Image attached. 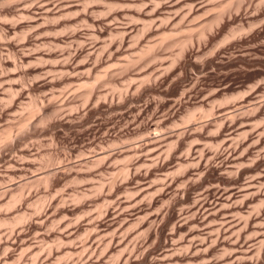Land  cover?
<instances>
[{"label": "rangeland", "instance_id": "obj_1", "mask_svg": "<svg viewBox=\"0 0 264 264\" xmlns=\"http://www.w3.org/2000/svg\"><path fill=\"white\" fill-rule=\"evenodd\" d=\"M16 1V2H15ZM33 1V2H32ZM36 1H38V0H36ZM35 0H0V25H2L3 27H0V32H2V30H4L3 31V33H2V36H1V38H0V76H1V78H0V117H2L1 119H0V129H8V128H10V129H8V132H7V130L5 131L4 130V132L5 133H3L2 135H1V137H0V151L4 154V156H3V154H1L3 157H1L3 160H1L0 159V239H2V241H3V239H4V242L2 243H0V245H1V248H0V264H16V263H20V264H32V262H34L33 261V259H35V258H33V257H35L36 256V252H35V250H38V249H40L39 251H41L42 252V254H44V255H39V251H37V253H38V255L36 256V258L38 257V259H39V261L41 260V259H43L44 258V256L46 255V254H48L47 252L50 250L48 247H47V245H49V242H48V240L50 241V243H52L53 242V238H55L54 240L56 241V243H59V242H57L58 241V239L56 238L57 236H58V234H59V236H61L60 235V233L59 232H57L58 230L57 229H59L60 227V229H62V228H64L65 230H66V232L64 231V234H66V236H64V243L62 242V241H60V242H62V246L63 247H61L60 246V248H58L57 249V245L58 244H56V245H54L53 246V244H55V243H52V246H51V248H52V250H55V249H57V250H61V252H59L58 251V253L57 254H55V255H53V256H51L50 257V259L48 260V261H46V262H43L42 264H56L55 262H57V264H61L62 262V264H68L69 262V264H76V262H77V264H80L81 263V261H83V263H81V264H85V261L84 260H86L87 259V255H90V251H93L94 250V248H95V250L93 251L94 252V254H93V256L91 255L90 257H92L93 259H95L96 257L98 258L99 256H98V254L100 255V254H103L106 250H103V248H104V246H105V244L104 243H102V245H98V243L100 242H102V239L103 240H105L106 238L105 237H103V236H99V237H97L98 235H96V231H97V228H96V230L95 229H93V228H91V227H94L95 226V223L94 222H96V220H98V218L96 217V216H98L99 217V219H101V215L99 216V213L98 212H101L100 214H102V212H103V210H104V206L105 205H107L108 206V201L106 200V196H107V199L109 200V202H111L112 200H110V199H114V201H113V203H114V205H112L113 203H109L110 205H112V206H118L119 205V202H121L120 204H121V206H120V208H119V206L118 207H116V208H119L120 210L121 209H124V208H128L129 206H127V204L129 205H132V203H133V205L134 206H136V207H139V208H141L142 210L140 211V217H142L143 216V214H144V216L142 217V221H139V220H141V218H139V216H138V218H135V217H133V216H131L130 214H131V209H132V207L130 206V208L131 209H128L127 210V208L126 209H124V211L122 210V212H124L127 216V221L129 220V218H131L128 222H126L125 221V219H123V218H121V219H118L117 220V222H116V225H115V227L116 228H118L116 231L117 232H115V230H114V228L113 229H111V230H109V231H111L112 232V230H114L113 232L115 233H113L114 235H116V237H118L119 236V238H121L122 237V235H123V233L125 232V230L124 229H126V226H127V228H129V229H127L126 231H127V233H128V236L126 237V235H127V233L125 232L124 233V235H125V237H123V238H127V239H125V241H124V244L126 243V246L123 244L122 246L124 247V249H125V247H127V249H125V252H124V254L125 255H131V254H133V252L132 251H134L135 249V251L136 252H134V255L132 256V259L135 257V254H136V257H138L137 255H139V253H140V249H141V252H142V250L144 249L145 250V247H146V245H149V244H153L154 242H155V240L157 239V238H155V237H157V236H155V235H157L156 233H155V229H156V227H158L157 225H159V223H161L162 221H163V219H165L164 220V222H162L160 225L161 226H163L162 228V230H163V232L164 233H166L167 234V231H168V233L170 232V227L171 226H174L173 224H176V223H174L175 221L177 222V219L178 218H176V219H173V218H164L163 217V211H162V213H161V211H160V215H159V211L157 212L156 210H159L160 208H161V206H162V203L163 202H165L164 200H166V199H172V197L175 195L174 194V191H175V193H177L178 191L179 192H181V189H176V188H184V186L183 187H181L182 185H187V184H185L184 182H186V183H188L187 181H184V180H187L188 178H190V177H193V178H196V175L194 174V169H192V167H190V168H188L189 166V163H190V161L191 160H193V159H191L192 158V156H190L189 155V157H188V155H186V152H188V151H186V149L185 148H188L190 145H188V143L190 144L191 142H188L189 140H191L192 138H193V140L195 141V143H197L198 141H202V143L200 144V146L201 147H203V146H205V142L204 141H209V140H207V139H204V136H206V134H208V130H209V132L212 134L214 131L212 130V132L210 131L211 129H214L215 131H216V129L218 128L216 125L215 126H210V127H207L210 123H211V120H212V122H214V121H216L217 120V122H219V120L218 119H216V118H221V116L220 115H222V114H224V115H226L227 117H228V114H229V116H230V114H232V113H237V111H239L237 114H239L240 112H241V110L243 109L244 110V108H242V107H238L239 108V110H238V108L236 109L235 107H236V105H234L232 108H230L229 110H231L230 111V113H228V111L229 110H227V114L226 113H224V111H218V104H219V102H220V100H221V96H222V94H217V95H211V92H212V94H213V89H216V88H220V87H223V86H225V85H227V84H229V85H227V86H232V87H235L236 88V90H242V91H244V90H247V91H250L249 89H251L250 87L252 86L253 87V85L254 84H256V83H258V82H260L259 84H257V85H259L258 87L260 88V91H259V93H258V97L256 98L257 100H260L259 102H256V103H262L261 101H263L264 100V83L263 84H261V82H264V22L262 21L263 19H262V17H261V14L262 13H264V0H242L240 3H242V6H241V4L239 5V8H237V6H235V3L237 2V1H239V0H199V2H200V4H206V3H208L209 4V6H208V4L207 5H205L204 4V8H206V10L204 9V11H202V13L201 14H206L203 18H202V20H201V18H200V20H197V18L198 17H201L200 15H198V17L197 18H195L193 21L194 22H192V23H194L193 25H189L188 24V22H190L189 20H191V18L193 19V15H190V11L189 12H187V10H189L187 7H185V8H183V11L182 10H179L178 8H182L181 6H182V4L185 6V5H189L191 2H195V3H197L198 2V0H183V2H182V0H177V2L174 4L175 6L171 9L172 11H174V10H176L175 8H177L180 12H179V14H177L176 15V18H175V16H174V14H175V12H177V11H175V12H173V14H172V11L171 10H169V11H171V17H173V18H175V19H173L172 21H171V19L168 17H166V19H170V23H169V21H167L166 23H168L167 24V28L165 29V26H166V23L163 21V19H162V22L160 21V19L158 20V18H161V16L162 17H164V15H168V16H170V12L169 13H167L168 11L166 10L165 11V13L163 12V13H161V14H159V17H158V15H152V16H149L150 14H146L145 15V13H143L142 12V10H139V11H137V8L134 10L133 8H134V5H136V4H138L137 6H139V4H147V6H152V4H150V0H103L104 2H102V0L101 1H99L98 3H96L98 0H66V1H64V3H70L71 5H74V6H70V12H71V14H72V16H71V14L70 15H66V17H64V18H62L63 20H61L60 21V24H59V26L57 27V26H55V27H53L52 29H49V31H48V29H43V30H41L40 32L41 33H39L40 34V36H41V34H43V35H47V38H46V36H42V41H46L45 42V44H48V46L46 47L45 45H42V49H44V50H38V48H37V50L34 48L35 46L33 45L32 46V44H34V35H33V33H32V31H30V29H28V28H20L19 27V25L20 24H25L26 23V21H27V17L29 16V14H28V16H26V18H23V17H25L24 16V14L22 15V12L24 11V13H26L27 14V8H28V6L31 4V3H34V2H36ZM49 1H51V0H49ZM53 1V0H52ZM58 2V1H60V0H54V3L55 2ZM68 1V2H67ZM85 1V2H84ZM95 1V2H94ZM105 1H107V2H105ZM110 1H111V3H110ZM153 1V0H152ZM151 1V2H152ZM159 0H154V3L156 2H158ZM162 1V0H161ZM159 2L160 4H162L163 2ZM164 1V3L163 4H171V3H173L175 0H169L168 2H167V0H163ZM166 1V2H165ZM179 1H181L179 4H177ZM211 1V2H210ZM216 1V2H215ZM228 1V2H227ZM72 2V3H71ZM78 2V3H77ZM117 2V3H116ZM127 2V3H126ZM130 3V5H129V3ZM148 2V3H147ZM188 2H190L189 4H187ZM215 2V3H214ZM230 2V3H229ZM260 2V3H259ZM75 3H77L76 4V6H75ZM107 3H109V4H107ZM116 3V4H115ZM134 4V5H132V4ZM186 3V4H185ZM219 3V4H218ZM262 3V4H261ZM14 4V5H13ZM29 4V5H28ZM87 4V5H86ZM91 4H93V6H91ZM95 4V5H94ZM113 4H115L114 6H115V8H114V6H112ZM118 4V5H117ZM124 4V5H123ZM149 4V5H148ZM4 5V6H3ZM26 5V6H25ZM28 5V6H27ZM32 5V4H31ZM133 6V8L131 9L130 7L128 8V6ZM178 5V6H177ZM191 5V4H190ZM219 5V6H218ZM262 5H263V7H262ZM23 6H25V7H23ZM83 6H84V8L85 9H83ZM108 6V7H107ZM112 6V7H111ZM127 7L128 8V10H126L127 8H122V7ZM131 6V7H132ZM136 6V7H137ZM141 6V5H140ZM206 6V7H205ZM260 6V7H259ZM88 7V9H86ZM143 7V6H142ZM211 7V8H210ZM218 7V8H217ZM221 7H223V8H221ZM23 8H26V9H23ZM103 8V9H102ZM112 8V9H111ZM209 8H210V10H209ZM230 8V9H229ZM237 8V9H236ZM263 10H262V9ZM72 9V10H71ZM82 9H83V11H86V12H83L82 11ZM92 9H93V11H92ZM97 9H99L98 11H97ZM124 9V10H123ZM131 9V10H130ZM209 10V12H208V10ZM216 9V10H215ZM229 9V10H228ZM236 9V10H235ZM257 9V10H256ZM260 9H261V11H260ZM77 12H76V11ZM79 10H80V12H79ZM88 10V11H87ZM95 10V11H94ZM106 10V11H105ZM118 10V11H117ZM225 11V10H227L228 11V13H226V14H224L225 16V19H224V17H223V20L222 21H220V24H218V25H220L218 28H217V24H216V26H215V28L213 29V31L210 33V34H207V35H203L204 37H206V39L203 37L202 38V35H201V39H200V44H198L199 42L197 41L198 39H196V36L198 37V35H196V36H194L195 35V33L196 34H198V29H202V28H200L201 27V25L203 24L202 22H204V21H209V19L210 18H212L213 17V15H216L217 13H220V11ZM69 11V10H68ZM67 11V12H68ZM73 11H75V14H74V12ZM82 11V12H81ZM128 13H126V12ZM137 11V12H136ZM206 11L208 12V13H206ZM221 11V12H222ZM237 11V12H236ZM261 13H259V12ZM90 12H91V14H90ZM101 12V13H100ZM140 13V16H139V20H142V18H145L144 20L145 21H147L148 19L149 20H151L153 17L154 18H156V17H158L157 18V22L156 21H154V23H155V25H159V23L161 22V24H163V25H161L160 24V26H161V28L159 29L158 28V26H155L154 25V23H152V26L153 27H150V26H148L147 25V28H144V29H146L145 31H147L148 30V27H150L153 31H150L151 33H149V31H147L148 33H147V35L145 34V31H143L144 29H141V28H143L142 27V25H144V23L143 24H141V22H139V25H138V23H137V26H135L134 27V25L136 24H134L133 25V21H135L136 20V18L138 17L137 15H139V13ZM141 12H142V15H141ZM184 12H187V13H189V15L187 14V13H185L184 14ZM203 12H205V13H203ZM229 12H231L230 14H234L233 16L235 17L234 19H232V20H230V22L227 20V16L229 15ZM234 12V13H233ZM239 12V13H238ZM258 12V13H257ZM108 13V15H106ZM110 13V14H109ZM112 13V14H111ZM124 13H126L127 14V16H126V14H124ZM178 13V12H177ZM215 13V14H214ZM253 13V14H252ZM256 13H257V16H256ZM95 14V15H94ZM104 14V15H103ZM133 15V14H135L134 15V18H131V17H133V16H131L130 18H128L129 16L128 15ZM182 14H184V16L185 15H187L188 17L186 18V16H185V19H184V21H182V22H185V23H180L179 22V18H181V15ZM258 14H260L259 16H258ZM15 15V16H14ZM114 15H116V16H114ZM122 15H123V17H122ZM70 16V18H68ZM92 16V17H91ZM95 16V17H94ZM97 16V17H96ZM125 16V17H124ZM183 16V17H184ZM203 16V15H202ZM246 16V17H245ZM85 17V18H84ZM107 18L108 17V19H105V18ZM115 19H114V18ZM128 19H127V18ZM140 17H141V19H140ZM117 18H119V19H117ZM125 18V19H124ZM165 18V17H164ZM207 18V19H206ZM25 19V20H24ZM85 19V20H84ZM95 19V20H94ZM97 19V20H96ZM112 19V20H111ZM114 19V20H113ZM132 19H135V20H133L132 21ZM165 19V20H166ZM187 19V20H186ZM262 19V20H261ZM13 20H14V22H16L18 25H14L15 23L13 22ZM16 20V21H15ZM20 20H21V22H20ZM66 20V21H65ZM111 20V21H110ZM117 20V21H116ZM130 22H129V21ZM183 20V19H182ZM186 20V21H185ZM196 20H197V22H196ZM23 21H25V22H23ZM62 21H63V23H62ZM91 21H92V23L94 24V26H93V24L91 23ZM108 21H110L109 23L110 24H112V25H110L109 23L106 25L105 23L106 22H108ZM152 21H153V19H152ZM151 21V22H152ZM179 22V26H178V28H177V26H176V28H174L175 26V24L174 23H178ZM4 24H3V23ZM12 22V23H11ZM89 22V23H88ZM105 22V23H104ZM112 22V23H111ZM123 22V23H122ZM127 23V22H129V23H131V24H124V23ZM136 22H137V20H136ZM142 22H144V21H142ZM148 22H150V21H148ZM147 22V23H148ZM150 22V23H151ZM174 22V23H173ZM14 23V24H13ZM67 24V26L65 25V24ZM70 23V24H69ZM149 23V24H150ZM191 23V24H192ZM205 23H207V22H205ZM224 23V24H223ZM14 25L16 28H14L13 26H11V25ZM92 24V25H91ZM173 24V25H172ZM180 24H182V26L180 25ZM185 24H187V26L186 27H183V26H185ZM61 25H62V27H61ZM99 25H100V27H102V28H100L99 27ZM115 25H121V27L120 26H117L118 27V29H117V27H115V29H114V27L113 26H115ZM124 26V28H123V26ZM125 25H128L127 27H125ZM131 25V26H130ZM145 25H146V23H145ZM151 25V24H150ZM165 25V26H164ZM174 26L173 28L174 29H172L171 27L172 26ZM189 25V26H188ZM198 25H200V27L198 26ZM205 25V24H204ZM65 26V27H64ZM72 26V28L73 27H77L76 28V31H79V33L78 32H76V36L75 37H68V36H70V32L72 31L71 29H70V27ZM93 26V27H92ZM107 26V27H106ZM111 26V27H110ZM192 26H193V28H192ZM240 26V27H239ZM249 26V27H248ZM45 27V26H44ZM44 27H42V28H44ZM64 27V28H63ZM68 27V28H67ZM105 27V28H104ZM113 27V28H112ZM120 27V28H119ZM138 27H140V29H138V31H140V33H141V30L144 32H142V36H140L142 39H143V41H141L140 39H137V37H139V36H137L138 34L139 35H141L138 31H137V28ZM155 27H157L156 29L157 30H159L158 32H157V30L156 29H154ZM163 27V28H162ZM180 27H182V30H180L181 28ZM189 27V28H188ZM194 30V31H196L195 33H194V37H192V38H195L193 41L195 42H193V44H194V47L193 46H191V45H187L188 47H190V51H189V48L187 47L186 48V54H183V56L185 55L186 56V63L184 62L185 61V59L184 58H179V51H180V47H179V49H178V47L177 46H179V45H177V46H172L170 49H169V45L166 47V45L165 44H167V39H168V44H170V40L171 39H174V37H172V38H168V36H167V38L165 37V46L162 44L163 42H161L162 40H160V42L161 43H158L159 42V39L161 38L162 39V37H159V39H157L156 40V42L159 44V45H163V48L161 49V50H159L158 51V48L160 49L161 47H159V45L156 43V42H154V41H151V42H153L154 44L156 43V45H158L157 47H156V50L155 49H153V48H155V47H153L152 49V53H151V51L149 52V53H151L152 54V56L150 55V54H145V57L144 56H142V53L140 52L141 50L140 49H142L141 47H142V44L145 42V43H147L146 42V40L148 39V37H149V39H150V37L154 40V38L153 37H156V35H158V33H159V35H161V36H163L162 34H160V33H162V30H163V34H166V33H168L169 31H170V37L172 36V35H174L175 36V33H173V30H174V32H176L177 33V35H179L180 37H181V35H183V34H191V28ZM203 27V26H202ZM2 28V29H1ZM56 28V29H55ZM59 28V29H58ZM66 28V29H65ZM104 28V30H102V32L100 31L101 29H103ZM107 28V29H106ZM111 28H112V30H113V32H112V30H111ZM133 28V29H132ZM135 28V29H134ZM186 28V29H185ZM187 28H188V30H189V32L188 33H186L187 32ZM7 30V32H6V30ZM26 30V34L23 32V33H21L23 30ZM64 29V30H63ZM78 29V30H77ZM91 29H93V30H96V32L95 31H93V30H91ZM98 29V30H97ZM117 29V30H116ZM126 31V30H134L133 32H131V31H129L130 33L128 34V32H126L127 34H125L124 35V33H123V35H122V33H121V35H119L118 36V38H117V35L115 34V33H120L121 31ZM169 29V30H168ZM172 29V30H171ZM237 29H239L240 30V32H239V30H237ZM241 29H242V31H241ZM9 30V31H8ZM22 30V31H21ZM32 30V29H31ZM46 30L48 31V32H46ZM56 30V31H55ZM58 30V31H57ZM90 30V31H89ZM109 30H111V32L109 31ZM116 30V31H115ZM176 30V31H175ZM178 30H180V31H178ZM215 30V31H214ZM217 30V31H216ZM231 30H234V32H236V33H231L232 31ZM236 30V31H235ZM27 31H28V33H27ZM43 31L45 32V33H43ZM52 31V32H51ZM99 31V32H98ZM104 31V32H103ZM118 31H120V32H118ZM166 31V32H165ZM186 31V32H185ZM230 31V32H229ZM237 31H238V34H237ZM245 31V32H244ZM15 32V33H14ZM29 32H31V34H29ZM54 32V33H53ZM93 32H95L96 34H94V36H97L98 37V39L96 38V37H94L93 35L91 36L90 34H93ZM136 32V33H135ZM138 32V33H137ZM155 32V33H154ZM173 34H172V33ZM183 32V33H182ZM48 33V34H47ZM49 33H51V35L49 34ZM64 33V34H63ZM137 34L135 37H136V39L138 40L137 41V44L136 45H134L135 47H137V49H135V47L132 49V46L130 47V48H128V44H129V46H130V43L131 42H136V41H132V40H135V37H133L135 34ZM241 33V34H240ZM244 33V34H243ZM24 34H25V36H27V34H29V38L28 39H25L26 40V42L24 41V39L23 38H25V36H24ZM98 34V35H97ZM169 34V33H168ZM172 34V35H171ZM181 34V35H180ZM193 34V33H192ZM191 34V35H192ZM212 34V35H211ZM32 35V37H30ZM49 35V36H48ZM56 37H55V36ZM61 35V36H60ZM127 35V36H126ZM131 35H133L132 37L134 38V39H132V38H130V39H132L131 41H128V39H129V36H131ZM146 35V37H144ZM153 35H155V36H153ZM176 35V36H177ZM186 35H184V36H186ZM82 36V37H81ZM101 36V37H100ZM111 38H110V37ZM116 36V37H115ZM121 36H123V38H121V40L122 39H124V43L121 41V40H119L120 39V37ZM126 36V37H125ZM179 36H177V37H179ZM184 36H183V38H184ZM225 36H228L227 38L225 37ZM28 37V36H27ZM86 37V38H85ZM89 37V38H88ZM94 37V38H93ZM100 37V38H99ZM107 38L106 39V41H107V43L104 41L103 42V40H105V39H103V38ZM144 37V38H143ZM180 37L178 38V39H180ZM223 37H225L226 38V41H224L225 40V38H223ZM79 38V39H78ZM88 38V39H87ZM95 38H96V40H98V42L95 40ZM109 38V39H108ZM117 38V41L119 40L120 42H121V44L119 43V41L118 42H116V39ZM126 38V39H125ZM176 38V37H175ZM199 38V37H198ZM208 38V39H207ZM232 38V39H231ZM32 39V40H31ZM72 39V40H71ZM74 39V40H73ZM100 39H102V40H100ZM129 39V40H130ZM182 39V38H181ZM51 41L52 43H54V42H59L60 44L59 45H62L61 47L62 48H65V49H63V50H65L66 52H64V53H60V51H62V48L61 47H55L54 45H50L49 43H51V42H49V41ZM76 40H78V41H76ZM80 40H81V42L83 43H85V46L83 47V45L84 44H82L81 42H80ZM83 40V41H82ZM86 40V41H85ZM100 40V41H99ZM109 40L111 41V43H109ZM163 40V41H164ZM174 40H177V38L176 39H174ZM196 40V41H195ZM204 40V41H203ZM221 40H222V42H221ZM21 41V42H20ZM64 41V42H63ZM71 41V42H70ZM93 41H94V43H95V41H96V43L94 44L93 43ZM113 41H115V43L113 44L112 42ZM139 41H141L140 43H139ZM148 41H150V40H148ZM170 41V42H169ZM78 42L81 44H78ZM102 42H103V44H105L106 43V46H108L109 48L108 49H104L105 51H103L102 50ZM150 42V43H151ZM226 42V43H225ZM6 43V44H5ZM74 43V44H73ZM124 45H123V44ZM138 43H139V45H138ZM152 43V44H153ZM16 44V45H15ZM74 46H73V45ZM78 44V45H77ZM87 44V45H86ZM107 44H111V45H107ZM113 44V45H112ZM120 45L121 47H117V45ZM133 44V43H132ZM174 44V43H173ZM173 44H170V46L171 45H173ZM175 44H177V43H175ZM196 44V45H195ZM225 44V45H224ZM23 45H25V46H23ZM70 45H72V47L70 46ZM80 45V47H78ZM89 45H95L94 47L92 46V47H90ZM101 47H100V46ZM122 45H123V47H122ZM146 45H149V42H148V44H146ZM200 45V46H199ZM215 45V46H214ZM222 45H224L223 47H222ZM30 48H29V47ZM50 46H51V48L55 51V52H53V50H52V53H51V55H48V54H45V52L50 48ZM68 48L69 47V49H67L66 47ZM89 46V47H88ZM100 48H99V47ZM106 46L104 45V47L106 48ZM112 46V47H111ZM141 46V47H140ZM23 47V48H22ZM26 47H28V48H26ZM44 47H46V48H44ZM71 47V48H70ZM76 47H78V49L76 48ZM95 47H98V48H95ZM144 47V46H143ZM166 47V48H165ZM26 48V49H25ZM34 48V51H38V54H41V56H42V53H43V56L45 57V58H43L45 61L47 60V59H54L55 60V58L57 59V58H61L62 59V57L63 56H65V55H67V57L65 56V57H63V59L65 58H70V56L72 57L73 55H74V51H75V48L77 49V54L75 55V59H74V61H73V63L71 62V65H70V67H63L62 65H61V63L63 62V61H65V60H60V58H59V60H60V62H59V60H57V62H54V64L52 63L51 64V62L49 61V62H47V64H46V62L45 61H42V60H38L37 62H40V63H38L39 64V66H37V62H36V59L34 60V58H31V59H26V60H24L23 59V52H25V54H29V53H31V51H32V49ZM41 48V47H40ZM86 48H89V49H86ZM110 48H112V49H110ZM116 48H118L119 49V51L118 52H116L115 51V49ZM122 48V49H121ZM126 48H128V50L126 49ZM140 48V49H139ZM168 48V49H167ZM193 48V49H192ZM195 48V49H194ZM199 48V50L200 51H198L197 49ZM209 48V49H208ZM246 48V49H245ZM31 49V50H30ZM46 49V50H45ZM59 49V50H58ZM83 49V50H82ZM102 50L103 52H105V53H103L102 51H100L99 53H98V50ZM113 52V50L115 51V53L113 52V54H112V52L110 51V50ZM121 49V50H120ZM132 49V50H131ZM144 49V48H143ZM218 49H220V50H218ZM82 50V51H81ZM92 50H94V52L92 51ZM108 50V51H107ZM123 50H124V52H123ZM126 50V51H125ZM136 50H139V51H136ZM155 50V51H154ZM163 50V51H162ZM172 50V51H171ZM189 52H188V51ZM192 50H194L193 52H192ZM197 50V51H196ZM210 50V51H209ZM14 51H15V53H14ZM16 51H18V52H16ZM34 51H32V53L34 52ZM69 51H71V53L73 52V54H71ZM89 51H91L90 52V54L88 55V54H86V52L87 53H89ZM134 51H136V52H139V55L141 54V56H142V58H139L138 57V54H136V56H137V58H135V59H143V57H144V59H146L147 58V60H145V62L143 61V63L141 62V60H137L138 62L140 61L142 64L141 65H139V64H137V65H139L138 67H136V65L133 67V61L131 62V64L132 65H130V68L132 67L133 68V70H131V69H128L129 70V72L127 71V73H129V74H125L124 72H126V70L125 69H127V68H125L124 66H126V64L125 65H123V63H126V61L127 60H129L130 58H129V56L130 57H135V55L134 54H132V53H134ZM160 52V53H158L157 55H155L156 54V52ZM3 52V53H2ZM7 52V53H6ZM40 52V53H39ZM79 52H81L80 54H79ZM97 52V53H96ZM102 52V53H101ZM110 52V53H109ZM122 52V53H121ZM129 52H131L130 54H129ZM198 52V53H197ZM9 53V54H8ZM12 53H13V55H12ZM23 53V54H22ZM70 53V54H69ZM92 53H93V58H92ZM95 53V54H94ZM101 53V54H100ZM111 54V55H113V57L111 56L110 58H111V60H110V58H109V54ZM126 53L127 54H129V56L128 57H126ZM153 53H155V54H153ZM163 53V54H162ZM176 53V54H175ZM69 54V55H68ZM88 55V56H90L89 57V59H88V63L86 62L87 60L85 59V57H86V55ZM97 54H99V55H101V57L99 56V55H97ZM103 54H105V55H103ZM109 56H108V55ZM123 54H125V57H126V61H125V59H124V62H123V59L122 58H120V60H119V55L121 56V55H123ZM243 54V55H242ZM9 55V56H8ZM21 55V56H20ZM59 55V56H58ZM83 55H84V57H83ZM133 55V56H132ZM146 55H148L149 57H151V59H149V57H147ZM162 57V59H161V61H160V58H158L157 60H154V59H156V57ZM161 55V56H160ZM169 55V56H168ZM182 55V54H181ZM180 55V56H181ZM188 55H189V57H188ZM196 55V56H195ZM199 56V59L197 58L198 56ZM19 56V57H18ZM42 56V57H43ZM56 56V57H55ZM96 56H98L99 57V60H97V57ZM172 56V57H171ZM178 56V57H177ZM184 56V57H185ZM195 56V57H194ZM235 56V57H234ZM16 57V58H15ZM22 57V58H21ZM49 57V58H48ZM105 57H106V59H108V60H106L105 59ZM152 57H154V59H152ZM177 57V58H176ZM233 57H234V59H233ZM11 58L13 59V60H11ZM86 60H84V59ZM88 58V57H87ZM96 58V59H95ZM102 58V59H101ZM118 60H117V59ZM179 58V59H178ZM229 58V59H228ZM22 60V62L20 61V60ZM49 59V60H50ZM105 59V60H104ZM150 61H149V60ZM197 59V60H196ZM53 60V61H54ZM73 60V59H72ZM78 60H81V62L80 61H78ZM84 60V61H83ZM94 60H96L95 62H97V63H100V64H98L99 66H97L96 64L97 63H95L94 62ZM119 61V62H116V64L113 62V61ZM151 60H154L155 61V63H154V61H153V64H152V61ZM172 60V61H171ZM174 60V61H173ZM181 60V61H180ZM193 60V61H192ZM7 61V62H6ZM11 61L13 62V63H11ZM14 61H15V63H14ZM28 61H30V62H28ZM48 61V60H47ZM56 61V60H55ZM76 61H78V62H80L81 64H80V66H82L81 68H79V69H76V64H78V62H76ZM92 61V62H91ZM131 61V60H130ZM129 61V62H130ZM136 61V60H135ZM156 61H159V62H156ZM31 62H32V64H31ZM46 64L43 68H41L44 64ZM59 62V63H58ZM84 62L86 63V64H84ZM101 62H102V64H101ZM120 62H122V69L121 68H119V66H120ZM137 62V63H138ZM150 62V63H149ZM162 62V63H161ZM176 62V63H175ZM189 62V63H188ZM3 63V64H2ZM30 63V64H29ZM55 63H58V64H55ZM94 63H95V66H94ZM112 64V63H114V65H111L112 67H114V68H112L110 65H108L107 67L108 68H106V64ZM145 63V64H144ZM147 63H149L148 65H147ZM171 63H172V66H171ZM202 63V64H201ZM213 63V64H212ZM16 66H15V65ZM18 64V65H17ZM43 64V65H42ZM50 64L51 65H53L52 66V68H50L51 66H50ZM84 64V65H83ZM136 64V63H135ZM163 64V65H162ZM168 64V65H167ZM177 66H176V65ZM185 64V65H184ZM12 65V66H11ZM35 65V66H34ZM40 65H41V67H40ZM54 65H55V67H54ZM58 65V66H57ZM75 65V66H74ZM116 65V66H115ZM119 65V66H118ZM127 65H128V63H127ZM151 65V66H150ZM170 65V66H169ZM173 65H174V67H173ZM205 65V66H204ZM7 66H9V67H7ZM37 66V67H36ZM72 66H74V67H72ZM78 66H79V64H78ZM87 66L89 67H91V66H93V71L90 73H88L87 74V71H88V69L90 68H88L87 70H86V68H87ZM103 66H105V68H104V70L102 69V67ZM159 66V67H158ZM164 66H165V68H164ZM169 68H168V67ZM192 66V69L190 68ZM4 67V68H3ZM15 67V68H14ZM23 67V68H22ZM36 67V68H35ZM95 67H97V68H95ZM9 68V69H8ZM49 68H50V70H49ZM61 69L62 68V70H63V72H64V69H65V73H66V71L67 70H69V68H70V72H68L67 74H65V73H61V71L59 72V70L58 69ZM73 68H74V70H73ZM99 68H100V70H99ZM118 68V69H117ZM156 68V69H155ZM159 68V69H158ZM186 68V69H185ZM7 69V70H6ZM48 70V71H45V70ZM53 69V70H52ZM102 69V70H101ZM118 70V71H120V72H115V73H112V72H114L115 70ZM125 70V71H121V70ZM136 69V70H135ZM156 70V72H155V70ZM166 69V70H165ZM190 69V70H189ZM43 70V71H42ZM58 70V72H56ZM78 70V72L79 73H81V72H83L82 70H84V73H85V75L87 76H89V74H90V78L91 79H93L95 76L97 77V79L94 81V79L92 80V81H90V78L89 79H86V80H89L91 83H87V82H89V81H86L84 84H83V79H78V77H80V75L78 76L77 74H79L78 72H77V74H76V76L75 75H73L76 71ZM79 70H81V72L79 71ZM98 70L99 71H101L100 73L98 72ZM109 72H108V71ZM111 70V71H110ZM131 70V71H130ZM141 70V71H140ZM144 70V71H143ZM153 70V71H152ZM171 70V72H169ZM184 72H183V71ZM11 71H13V72H11ZM15 71V72H14ZM46 73H45V72ZM52 71V72H51ZM86 71V72H85ZM103 71V72H102ZM108 73H107V72ZM135 71H136V73H135ZM139 73H138V72ZM191 71V72H190ZM208 71V72H207ZM10 73V74H8V73ZM49 72V73H48ZM73 74H72V73ZM95 72H98L99 73V75L98 74H96ZM110 72L112 73V74H110ZM134 72V73H133ZM151 72V73H150ZM179 72V73H178ZM180 72H183V74L182 73H180ZM41 73V74H40ZM50 74V75H48V74ZM62 74V75H60V74ZM84 73H83V75H84ZM105 73H107V75L105 74ZM118 73L120 74L119 76L121 77L122 75H124V76H122L121 78L120 77H117L118 76ZM122 73H124V74H122ZM147 73V74H146ZM154 73V74H153ZM168 73V74H167ZM70 74H72L73 76H71L70 77ZM92 74V75H91ZM94 74H96V75H94ZM117 75V76H114V79H112L111 77L112 76H109V75ZM122 74V75H121ZM132 74V75H131ZM134 74V75H133ZM144 74H146V75H144ZM150 76H149V75ZM152 74H153V76H152ZM156 74H158V75H156ZM167 74V75H166ZM201 74V75H200ZM226 74V75H225ZM3 75V76H2ZM6 75H8V76H6ZM9 75H10V77H9ZM40 75V76H39ZM46 75V76H45ZM49 77H48V76ZM64 75V76H63ZM67 75V76H66ZM146 77H144V76ZM164 75V76H163ZM44 76V77H43ZM54 76V77H53ZM55 76H56V78H55ZM63 78V79H61V77ZM66 76V77H65ZM70 78H69V77ZM106 77V79L104 78L103 79V77ZM128 76H130V77H132V79L129 77V79H128ZM135 78H134V77ZM138 77V79H137V77ZM144 77L145 79L143 80V78H140V77ZM226 76V77H225ZM3 77V78H2ZM12 77V78H11ZM20 77V78H19ZM35 77V78H34ZM45 77L47 78V79H45ZM51 77H53L52 79H54L53 81H52V83H50V84H43L45 81H47V80H50L51 79ZM59 77H60V79L62 80V81H60V79H59ZM148 77V78H147ZM156 77H158V78H156ZM161 77V78H160ZM173 77V78H172ZM15 78V79H14ZM42 78H43V80H42ZM68 78V79H67ZM108 78V79H107ZM110 78V79H109ZM117 78V79H116ZM140 78V79H139ZM154 78H156L157 79V82H155L156 81V79L154 80ZM175 78H177V79H175ZM196 78H198L197 80H196ZM14 79V80H13ZM59 79V81H57ZM131 79V80H130ZM134 79H137V81L135 80L134 81ZM151 79V80H150ZM193 79V80H192ZM13 80V81H12ZM81 80H83V81H81ZM102 80H104V81H102ZM113 80V82L112 83H109V82H111V81ZM141 80V81H140ZM187 80V81H186ZM189 80H191L190 82H189ZM7 83H6V82ZM16 83H15V82ZM71 81H72V83H71ZM73 81L75 82H77V85H79L78 84V82L79 81H81L82 83V86H77V85H75V88L76 87H78V88H76L77 89V92H76V89L74 88V90H75V92H76V94H75V92H74V90H73V88L71 87L73 84H75V83H73ZM105 81H107V82H105ZM109 81V82H108ZM133 83H131V82ZM144 81H146V83H144ZM153 81V82H152ZM172 81V82H171ZM197 81V82H196ZM206 81V82H205ZM2 82V83H1ZM14 82V83H13ZM64 82H66V83H64ZM71 83L70 85L68 84V83ZM93 82V83H92ZM104 82V83H103ZM126 84V85H124V83ZM140 82H143V83H141L140 84ZM148 82H150V83H148ZM183 82V83H182ZM194 82H196L198 85H196V84H194ZM199 82V83H198ZM222 82V84L220 85V83ZM6 83V84H5ZM42 83V84H41ZM108 83V84H107ZM127 83L128 84H132L130 87H128V85H127ZM136 83V84H135ZM185 83H186V85H185ZM5 84V85H4ZM68 84V85H67ZM92 84V85H91ZM110 84V85H109ZM116 84V86L118 85V87L120 86V91H121V88L123 89L122 90V95L120 96V91L119 90H117L116 89V91L118 92H116V91H114V85ZM191 84H194L195 85V88H188V87H190V86H192ZM211 84H213V85H211ZM13 85V86H12ZM49 85V86H48ZM53 85V86H52ZM113 85V86H112ZM122 85V86H121ZM138 87V88H140V87H142L141 89L143 90H141V89H136V90H134L135 88H136V86ZM182 85H184L183 87H182ZM202 85V86H201ZM14 88H12V87ZM70 86V87H69ZM90 86H93L92 88L93 89H91V88H89ZM95 86H96V89H95ZM128 87V91H129V94H131V91H133L132 93H137V92H134V91H138V93L137 94H139V92H140V94H139V96H138V98H137V100L136 101H134V103L136 102V104H134L133 102V106H128V105H132V103H127L126 104V106L124 105V107H123V109L121 110L122 111V113L121 112H118L117 113V110L114 112L113 111V109H111V110H109L110 108H109V104L111 103V97H113V99H112V102H115V103H117V101H121L122 99H124L125 98V94H126V92H127V94H128V91H126L125 92V87ZM150 86V87H149ZM152 86V87H151ZM256 85H254V87H255ZM10 88V89H8V88ZM16 87H17V92L20 90V92L21 93H23L22 94V97L19 99V100H16V98L17 97H15L14 99H13V97L16 95ZM51 87V88H50ZM54 87V88H53ZM112 87V88H111ZM194 87V86H193ZM201 87V88H200ZM212 87V88H211ZM214 87H216V88H214ZM257 87V86H256ZM7 88L9 91L7 92V91H5V89ZM11 88H12V92L13 93H15V95L11 92ZM50 88V89H49ZM60 88V89H59ZM62 88V89H61ZM71 88V91H69L68 89H70ZM85 88H89V93H90V89H91V91L92 90H94L93 92H91L92 94H94V95H91V96H93V97H90V96H88L89 98H92V100L90 101V105H89V102H88V100H90V99H87L85 96H84V94L82 95V93H85V92H83L84 90H85ZM117 88V87H116ZM184 88H188V90L190 89V91H185V94H184V97H183V95H181V93H182V91L183 90H185ZM199 88H200V90H199ZM202 88H204V89H202ZM52 89V90H51ZM79 89V90H78ZM131 89V90H130ZM194 89V90H193ZM199 90V92H197L198 90ZM4 90V91H3ZM73 90V91H72ZM197 90V91H196ZM202 90V91H201ZM213 90V91H212ZM99 91V92H98ZM6 92V93H5ZM10 92V93H9ZM20 92H18V93H20ZM46 92V93H45ZM110 92V93H109ZM112 92V93H111ZM184 92V91H183ZM188 92V93H187ZM190 92V93H189ZM206 92L209 94L210 93V97L209 96H206L205 97V95H207L206 94ZM234 92V91H233ZM246 91H244V92H242V94L243 93H245ZM9 93V94H8ZM17 93V94H18ZM43 93H44V95H43ZM49 93V94H48ZM51 93H53L54 94V96L55 97H57V104H59V106L58 107H60L61 108V110H60V112L59 113H57V117L56 116H54V119H50V121L51 122H53V123H51L50 121H49V119H48V121L46 120V121H44V122H46V123H41V124H39V123H36V121H37V119L39 118V116H41L42 114L39 112V114L40 115H37L38 114V112H37V114H34L33 115V113H34V111L33 112H31L30 111V113H32L31 115H30V113H29V108L27 107V105L29 104V102H31L32 100H36V101H40L39 99H42V101H40L42 104H45V102L47 103V100L50 98V97H54ZM65 93V94H64ZM72 93V94H71ZM87 93V92H86ZM97 93H101L98 97H96L97 96ZM114 93V94H113ZM124 93V94H123ZM194 93V94H193ZM11 94V95H10ZM12 94H13V97H12ZM50 94L52 95V96H50ZM68 94V95H67ZM74 94V95H73ZM105 94V97L104 96H102V95H104ZM112 94H113V96H112ZM166 94V95H165ZM192 96V97H190V99L188 100V98H189V96L190 95ZM199 94V95H198ZM263 94V97L261 96V95ZM26 95V96H25ZM32 95V96H31ZM81 95H82V97H81ZM88 95V94H87ZM124 95V96H123ZM11 96V100L12 101H10V99H9V97ZM18 96V95H17ZM42 96V97H41ZM44 96H46L45 98L46 99H44ZM49 96V98H47ZM66 96V97H65ZM79 96V97H78ZM109 96V97H108ZM119 96H120V98H119ZM157 96V97H156ZM161 96H163V97H161ZM180 97V98H178V97ZM182 96V97H181ZM205 98V99H202L203 97ZM78 97V98H77ZM100 97V98H99ZM160 97V98H159ZM195 97V98H194ZM197 97V98H196ZM207 97H209V98H207ZM219 98V102H217V105H216V102H214V106H213V108H214V116H216V117H214L213 115H209L210 117H204L205 116V113H200V111H198V110H200V108H201V106L203 107V105H204V109L206 110L207 109V107L208 108H210L211 106L209 105V104H212L211 102H213V100L214 99H216V98ZM261 97V98H260ZM7 98V99H6ZM23 98V99H22ZM35 98H37V99H35ZM77 98V99H76ZM98 98V99H97ZM169 98V99H168ZM217 98V99H218ZM43 99H44V101H43ZM55 99V98H54ZM64 99V100H63ZM71 99V100H70ZM73 99V100H72ZM87 99V100H86ZM139 99H140V104L137 102V101H139ZM162 99V100H161ZM177 99H179V101L177 100ZM182 99V100H181ZM185 99V101L187 100V102H183V100ZM201 99V100H200ZM211 99H212V101H211ZM14 100H15V102H14ZM20 100H21V102H23L22 100H24V104L23 105H21V103H20ZM55 100V101H56ZM70 100V101H69ZM96 100H98L97 102L99 103H97V105H96V103H94L93 101H96ZM114 100V101H113ZM175 100H177V103L178 104H173L174 102H176ZM199 100V101H198ZM203 100V101H202ZM208 100L210 101V103L208 102ZM257 100H255V101H257ZM54 101V100H53ZM62 101V102H61ZM87 103H86V102ZM105 101V102H104ZM109 101V102H108ZM123 101V100H122ZM121 101V102H122ZM182 103H181V102ZM190 101V102H189ZM194 101V102H193ZM196 101V102H195ZM9 102H10V104H9ZM20 103V105H19V103ZM94 103V106H92L93 105V103ZM146 102H147V104H146ZM150 102V103H149ZM12 103V104H11ZM80 103V104H79ZM84 103V104H83ZM107 103V104H106ZM157 104V106H156V104ZM204 103V104H203ZM208 103V104H207ZM14 104V105H13ZM17 104V105H16ZM143 104V105H142ZM170 104V105H169ZM172 104L174 105V107L172 106ZM181 104V105H180ZM202 104V105H201ZM263 104H264V101H263ZM262 104V105H263ZM11 105H13V107L11 106ZM84 105V106H83ZM139 105V106H138ZM142 107H141V106ZM146 105V106H145ZM180 105V106H179ZM187 105L189 106V110H191V109H193V111H195L196 110V112H195V117H193V119H196V120H192V122L190 123V122H185V120H183L182 119V116L184 115L185 116V114H186V109L188 110V108H187ZM199 105H201V106H199ZM8 106H10V107H8ZM22 106V107H21ZM25 106V108H23ZM135 106V107H134ZM138 106V108H136ZM178 106H179V109H177L176 110V108H178ZM194 106H195V108L196 107H200V108H198V110L197 109H195L194 110ZM238 106V105H237ZM12 107V108H11ZM26 107L28 108V110L26 109ZM83 107V108H82ZM92 107V108H91ZM108 108V109H105L104 110V108ZM126 107V108H125ZM127 107H131V108H129V109H127ZM140 107V108H139ZM152 107V108H151ZM154 107H156V108H154ZM158 107V108H157ZM169 107H173V108H169ZM246 107H248V106H246ZM20 108V109H19ZM141 108H143L142 109V112H140V115H138L137 114V112H139L140 110H141ZM144 108H145V110H144ZM263 108H264V105H263ZM59 109V108H58ZM75 111H74V110ZM79 109V110H78ZM127 109V110H126ZM135 109V110H134ZM148 109V110H147ZM156 109V111L155 112H153L154 110ZM160 109V110H159ZM165 109V110H164ZM170 109V110H169ZM202 110L201 111H205V110H203V108H201ZM215 109L217 110L216 111V113H215ZM235 111H234V110ZM23 110V111H22ZM25 110V111H24ZM115 110V109H114ZM120 110V109H119ZM118 110V111H119ZM124 110H126V111H124ZM132 110H133V112H132ZM237 110V111H236ZM242 110V111H243ZM69 111L71 112V114L69 113ZM88 111V112H87ZM145 111V112H144ZM163 111H165L166 113L164 114L163 113ZM168 111V112H167ZM175 111V112H174ZM180 111V112H179ZM192 111V110H191ZM84 112V113H83ZM86 112V113H85ZM96 112V113H95ZM113 112V113H112ZM152 112H153V114H152ZM171 112V113H170ZM220 112V114H219V116L217 115L218 113ZM27 113H29V114H27ZM65 113H68L69 115H67V114H65ZM75 113V114H74ZM83 113V114H82ZM88 113V114H87ZM147 113H149L148 115H147ZM174 113V114H173ZM184 113V114H183ZM222 113V114H221ZM255 113L257 114V115H253V118L249 121L250 122V124H249V129L250 128H253V125L255 126V124H253L252 125V121L255 123V120L257 121L258 119H260V120H262V118L264 117V112H256L255 111ZM21 114V115H20ZM65 114V115H64ZM130 114H132V115H130ZM135 114H136V116L138 117H136L135 116ZM162 114V115H161ZM165 116H164V115ZM29 115V116H28ZM61 115H63V116H66V117H63V116H61ZM80 115H81V117H80ZM150 115V116H149ZM152 115L154 116V117H152ZM159 115V116H158ZM204 115V116H203ZM224 115H222V116H224ZM20 116H23V119H24V117L26 116V118H28L27 119V123L24 125V124H21V123H19V122H17L16 120L19 118V120L18 121H20V122H22L21 121V119H22V117H20ZM30 116H31V118H30ZM61 116V117H60ZM85 116H87L85 119H84V117ZM144 116H146V118L144 117ZM164 116V117H163ZM181 116V117H180ZM183 116V117H184ZM263 116V117H262ZM62 117H63V120L66 122L67 120H68V118H69V121H67L66 123L64 122V124L63 125H59V124H57V123H55V120L56 119H62ZM109 117V118H108ZM134 117L136 118L135 120H133L134 119ZM148 117H151V119H148ZM157 117V118H156ZM169 117V118H168ZM212 117V118H211ZM213 117L215 118L214 120H213ZM225 117V116H224ZM261 117V118H260ZM21 118V119H20ZM65 118V119H64ZM67 118V119H66ZM74 120H73V119ZM89 118V119H88ZM133 118V119H132ZM153 118V119H152ZM165 118H167V119H165ZM203 118V119H202ZM211 118V119H210ZM6 119V120H5ZM22 119V120H23ZM70 119H71V122H70ZM82 120V121H78V120ZM84 119V120H83ZM138 119V120H137ZM145 120V123H144V121H141V120ZM174 119V120H173ZM25 120V119H24ZM23 120V121H24ZM33 120V121H32ZM72 120H73V122H72ZM137 120V121H136ZM141 122H140V121ZM156 121L157 120V123L159 122V124H161V125H158L157 123H156V125H158L157 127L158 128H156V126L154 127L155 129H152V132L154 133H152V132H150L151 131V129L149 130V129H147L146 128V123H147V121ZM264 120V119H263ZM261 121V124L260 125H263L264 124V121ZM26 121V120H25ZM75 121V122H74ZM77 121V122H76ZM87 121V122H86ZM128 121V122H127ZM194 121H195V124H194ZM210 121V122H209ZM3 122V123H2ZM13 122H15V123H13ZM19 123V124H17V123ZM70 122V123H69ZM83 122V124H81ZM84 122H86V123H84ZM132 122V123H131ZM140 122V124H138L137 125V123H139ZM206 122H208L207 124H206ZM260 122V121H259ZM263 122V123H262ZM32 123V124H31ZM108 123V124H107ZM134 123V124H133ZM190 123V124H189ZM215 123V122H214ZM12 126H11V125ZM13 124H15L14 125V127H13ZM30 124V125H29ZM43 124V125H42ZM46 124V125H45ZM54 124V125H53ZM71 124V125H70ZM144 124H145V128H144ZM178 124V125H177ZM197 124V125H196ZM203 126H202V125ZM206 124V126L204 127V125ZM259 123H257L256 125H258ZM10 127H9V126ZM21 125H23V126H21ZM35 125V126H34ZM87 127H86V126ZM139 127H137V126ZM167 125V126H166ZM189 125H190V127H191V129H189L190 127H189ZM193 126V128H192V126ZM195 125V126H194ZM260 125H258V126H260ZM26 126V127H25ZM89 126V127H88ZM140 126H141V129H140ZM160 126H161V128H160ZM163 126V127H162ZM199 126V127H198ZM200 126H201V131H199L198 130V128H200ZM5 127V128H4ZM11 127H13V129L11 128ZM22 127H23V129H22ZM165 127H167V128H165ZM195 127V128H194ZM196 127H198V128H196ZM207 127V128H206ZM215 127H217L216 129H215ZM160 128V129H159ZM188 128V131L186 130ZM202 128H205V129H202ZM209 128H211V129H209ZM3 129L1 130V131H3ZM22 129V130H21ZM108 129H109V134H107V135H105L106 134V131H107V133H108ZM159 129V130H158ZM185 129V130H184ZM192 129H194L195 130V132H202V135H201V133H193V130ZM196 129H197V131H196ZM35 130V131H34ZM53 130V131H52ZM141 130V131H140ZM146 130H148V132L146 131ZM156 130V131H155ZM167 130V131H166ZM182 130H184L185 131V134H184V132H182ZM192 130V131H191ZM40 131V132H39ZM163 132V133H161V132ZM173 131H174V133H173ZM178 131H179V134L180 135H183V136H181V137H183V141L182 142H179V143H177L176 141H177V135L178 136H180L179 134H178ZM192 132L193 134H189V132ZM145 134H143V133ZM150 132V133H149ZM22 133V134H21ZM126 133V134H125ZM139 133V134H138ZM146 133L147 134H149L150 136H151V138H152V136L153 137H155V135L157 134V136L156 137H158V138H161L162 136L164 137H166L167 135H169V133H171L172 135H174V137H172L171 136V134L169 135V137H167L168 139L166 140V142L167 143H161V146H163L161 149H164L165 151H166V147H167V151H169L168 149V146H166L167 144H168V141L170 140L171 141V139L174 141L173 142V144L175 143V145H176V143H177V147L179 148V150H178V148L177 147H174L173 146V144H172V148H170V149H172V150H175L176 148H177V151H176V153H177V155L179 156V155H181V158L179 157V160H177L176 161V163L178 162V161H181V162H183L184 164H182V163H180L181 164V168L183 167L182 165H185V163H186V166H187V168H188V170H186L187 168L186 167H183V171H184V173H183V171L182 170H180L179 171V167L178 166H180V164H176L175 162H173L170 166H171V168L169 169L170 171H172L173 169H178V171L181 173V171H182V173H183V175L181 174V177H179V175L177 176V173L176 172H172L171 174H174V173H176V174H174V177L176 178H174L169 172V170L167 171L168 172V175L170 174V178L168 177V175H167V177H165V173H167L166 171H165V173L163 172L162 174H160L161 172H157V171H154L153 169H152V167H153V165H151L152 167L150 168L151 170H152V172L148 175V176H146V174L147 173H144L145 172V170L147 171L148 170V168L150 167V162H144V164L146 163V166H147V164L149 163V165L147 166V167H145V166H143V162H141V165H140V163L139 164H136V165H140V166H143L142 168H140V166L138 167L140 170L142 169V171H140V170H138L139 172V174H140V176L142 177V179H141V182L143 181L144 182V184H148L147 186L148 187H152V185L150 184V182H147V180H149V181H151V183L153 184V179L155 180L157 177L158 178H161L162 176V178H166L165 179V181H167V182H170V180L171 179H173L174 178V180H173V183H172V185L170 186V188L168 189V191H169V194L167 195V197L165 198V199H163L162 201L161 200H159V201H157V202H147V201H149L150 200V198H151V196L152 195H149V193H147V192H149V191H151L150 193H152L153 192V194H155L154 192H157L154 196L155 197H157L158 196V191L159 190H155L156 188L158 189V186H163L162 184H161V182H160V179H156V181H154V185H156L155 183L157 182V180H159L158 181V183H160V184H158V185H156V186H153L151 189L149 188V190L147 191V192H145L146 193V195L148 196L149 195V197H146V195H145V193L143 194V195H141L140 196V198H142V196L143 197H145V198H143L142 200L141 199H137V202L139 201V203H134V202H132V203H127L128 201H127V199H128V197H129V199H130V197L131 196H133V195H131V192L132 193H136V191H138L137 189H136V187L137 186H133V185H137V183H138V181L136 180V179H132V181H131V179H128L127 178V176L126 175H122V173L120 172V171H118V170H121V168L119 169V167H122V166H125L126 164H123V162L124 161H122L123 159V157L125 156V155H128L129 153H130V155L128 156V159L131 157V155H132V153L133 154H135V153H137V154H142V153H144L145 151H142V152H140V151H138V152H136V151H132V150H139L140 149V145H142V144H145V143H147V141L149 140V139H147V137L149 138L150 136L149 135H146ZM182 133V134H181ZM9 134H10V136H9ZM110 134H112V135H110ZM160 134H162L161 136H159ZM187 134V135H186ZM188 134L189 135H191V136H189L188 137ZM195 134V135H194ZM4 135V136H3ZM15 135V136H14ZM144 135V136H143ZM184 135H186V136H184ZM199 135V136H198ZM104 136V137H103ZM115 136V137H114ZM143 136V137H142ZM145 136H147V137H145ZM171 136V137H170ZM196 136L199 138V140H197L196 141ZM241 136H243V135H241ZM10 137H12V138H10ZM108 137V138H107ZM111 137V138H110ZM142 137V138H141ZM145 137V138H144ZM201 137V138H200ZM5 138H7L6 140H5ZM14 138V139H13ZM188 138V139H187ZM237 138V137H236ZM241 139H242V137H240ZM109 139H111V140H109ZM144 139H146V140H144ZM187 141H186V140ZM238 140H240L239 139V137L237 138ZM236 139V140H237ZM237 140V141H238ZM145 141V142H144ZM169 141V142H170ZM193 141V142H194ZM10 142V143H9ZM11 142H12V145H11ZM15 144H14V143ZM139 142H142V144L141 143H139ZM144 142V143H143ZM187 142V143H186ZM236 142V141H235ZM9 143V144H8ZM34 143V144H33ZM140 144L139 145V148H137L138 147V145L137 144ZM194 143V144H195ZM6 144V145H5ZM99 144V145H98ZM163 144V145H162ZM164 144H166V145H164ZM186 144V145H185ZM191 144H193V143H191ZM198 145H199V142L197 143ZM204 144V145H203ZM210 145L209 143H207L206 142V146H208V145ZM137 147H136V146ZM179 145V146H178ZM188 145V146H187ZM6 146V147H5ZM21 146V147H20ZM39 146V147H38ZM131 146H135L132 150H128L127 148H130ZM144 145H142V147H143ZM186 146V147H185ZM3 147V148H2ZM141 147V148H142ZM208 147H210V146H208ZM24 148H25V150H24ZM132 148V147H131ZM174 148V149H173ZM182 148V149H181ZM205 148H207V147H205ZM22 149H23V151H22ZM39 149V150H38ZM127 149V150H126ZM261 149H263V147L261 148ZM260 148H257V149H254V151H253V156H254V154H257V152L262 156L263 154H264V150H261ZM123 151V150H125L123 153H121V155H120V151ZM256 150V151H255ZM8 151V152H7ZM21 151V152H20ZM128 151H130V152H128ZM161 151H163V150H161ZM184 151V152H183ZM261 151V152H260ZM22 152H23V154H22ZM26 152V153H25ZM180 152H181V154H180ZM183 152V153H182ZM12 153V154H11ZM16 153V154H15ZM98 153V155L97 156H95L96 154ZM105 153V154H104ZM110 153L112 154V157H111V155H110ZM25 154V155H24ZM76 154V155H75ZM102 154H104V155H106V156H104V155H102ZM115 154V155H114ZM119 154V155H118ZM137 154H135V155H137ZM145 154V153H144ZM166 153L163 151L162 153H161V155L162 156H164ZM182 154L184 155L183 157H182ZM259 154H257V155H255L254 157H260V155ZM100 155V161H98L97 163L95 162V163H93V162H91L90 163V160H91V158L93 157L94 158V156L95 157H98ZM102 155V156H101ZM134 155V156H135ZM143 155V154H142ZM259 155V156H258ZM103 156H104V158H103ZM133 155H132V159H133V157H134ZM58 157V158H57ZM105 157H106V159H105ZM109 157H111V158H109ZM186 157V159L184 160V158ZM5 158V159H4ZM31 158V159H30ZM49 158V159H48ZM53 158V159H52ZM92 158V159H93ZM108 158V159H107ZM117 158V159H116ZM127 158V156L125 157V159ZM189 158V159H188ZM106 161H105V160ZM122 159V160H121ZM124 159V160H125ZM131 158L129 159V160H132ZM5 160V161H4ZM27 160V161H26ZM36 160V161H35ZM49 160H54L53 162L51 161H49ZM62 160V161H61ZM104 160V161H103ZM127 160V159H126ZM126 160H125V162L124 163H129V162H131V161H128L127 160V162H126ZM3 161V162H2ZM32 161V162H31ZM48 161V162H47ZM58 161V162H57ZM111 161V162H110ZM185 161V162H184ZM188 161V162H187ZM194 161V160H193ZM193 161H191L192 163V165L190 164V166H194L195 165V163L193 164ZM217 160L216 159H214L213 160V162H216ZM2 162V163H1ZM102 162V163H101ZM195 162V161H194ZM247 162H250V161H246L245 163V167H247V165L249 164H247ZM79 163V164H78ZM101 163V164H100ZM109 163V164H108ZM117 163V164H116ZM121 163V164H120ZM48 164V165H47ZM68 164H69V166L71 167H69L68 166ZM175 164V165H174ZM188 164V165H187ZM251 164V163H250ZM249 164V165H250ZM68 167L67 169H65L64 167H66V166ZM96 167H95V166ZM136 165H126L125 167H127V168H129L128 166H130L131 168H130V170H131V172H134V170H136L135 168V166ZM48 166V167H47ZM111 166V167H110ZM73 167V168H72ZM82 167V168H81ZM108 167H110V168H108ZM177 167V168H176ZM244 167V166H243ZM41 168V169H40ZM77 168V169H76ZM87 168V169H86ZM104 168V169H103ZM144 168V169H143ZM145 168H147V169H145ZM186 168V169H185ZM194 168V167H193ZM263 168V169H262ZM44 169V170H43ZM65 169V171H66V173H64L65 171H63ZM72 169V170H71ZM109 169V170H108ZM149 169V170H150ZM61 170V171H60ZM70 170V171H69ZM261 170H263L264 171V166H261V168H260V171ZM53 172V171H55L56 172V174H55V172H54V176H52V179H54V180H52L51 179V182H49V183H52V184H49V183H47V182H44L43 181V179H44V176L48 173V172ZM91 171V172H90ZM112 171V172H111ZM114 171V172H113ZM173 171H175V170H173ZM187 171H188V173H187ZM116 172H117V175H116ZM118 172H120V173H118ZM136 172V171H135ZM101 173V174H100ZM115 173V174H114ZM142 173V174H141ZM155 173V174H154ZM156 173H158V174H156ZM58 174V175H57ZM98 174V175H97ZM114 174V176H117L118 178H115V179H117V184H115V186H112L113 188H116V189H114L113 190V188L111 187V184L109 183V182H111V181H113L111 178H113L114 176H112ZM145 174V175H144ZM164 174V175H163ZM249 174L251 175V174H256L257 175V171H254V172H249V173H246V174H244V176H247V177H244L245 179H248L249 177H251V176H249ZM61 175V176H60ZM176 175V176H175ZM87 176V177H86ZM112 176V177H111ZM123 176V177H122ZM125 176V177H124ZM154 176L156 177V178H154ZM161 176V177H160ZM189 176V177H188ZM249 176V177H248ZM255 176V175H254ZM22 179H21V178ZM54 177V178H53ZM63 177H64V179H63ZM110 177V178H109ZM33 178V179H32ZM42 178V179H41ZM122 178L124 179V178H126L127 180H129V181H127L126 182V180L124 181V180H122ZM161 178V179H162ZM169 178V179H168ZM193 178H190V179H193ZM35 179V180H34ZM37 179V180H36ZM41 179V180H40ZM61 179V180H60ZM114 179V178H113ZM114 179V180H115ZM151 179V180H150ZM181 179L183 180V182L181 181ZM189 179V180H190ZM27 180V181H26ZM109 180H111V181H109ZM121 180V181H120ZM34 181V182H33ZM43 181V182H42ZM102 182V183H106V184H102V185H105V186H103L104 188V190L102 191V190H99L98 189V187H97V185H99V187L101 186L100 184H99V182ZM109 181V182H108ZM116 181V180H115ZM123 181V186L120 184L119 185V183L120 182H122ZM136 181H137V183H136ZM146 181V182H145ZM162 181V180H161ZM163 181H164V179H163ZM165 181H164V183H165ZM175 181V182H174ZM180 181L182 182V183H180ZM191 181V180H190ZM26 182H27V184H26ZM32 182H33V184H32ZM107 182L109 183V184H107ZM114 182V181H113ZM131 182V183H130ZM21 183H22V185H21ZM47 183V184H46ZM181 185H180V184ZM184 183V184H183ZM24 184L26 185V186H24ZM35 184V185H34ZM48 184H49V186H48ZM113 184V185H114ZM129 184V185H128ZM149 184L151 185V186H149ZM180 186H179V185ZM20 185L21 186H23V187H20ZM34 185V186H33ZM128 185V186H127ZM38 186V187H37ZM53 186V187H52ZM92 186V187H91ZM111 188H110V187ZM117 186H119V187H117ZM124 186L126 187V188H124ZM134 188H133V187ZM175 186H177L176 188H175ZM20 187V188H19ZM26 187V188H25ZM46 187V188H45ZM102 187V186H101ZM8 188V189H7ZM20 190H19V189ZM30 188V189H29ZM36 188V189H35ZM50 190H49V189ZM52 188V189H51ZM96 188V189H95ZM4 189V190H3ZM24 191H23V190ZM46 189H48V191L46 190ZM91 189V190H90ZM94 189V190H93ZM110 189H111V192L113 193V195L110 193V192H108V190L110 191ZM131 189V190H130ZM159 189H160V187H159ZM7 190H9V191H7ZM17 190V191H16ZM30 190V191H29ZM37 192H36V191ZM45 190V191H44ZM59 190V191H58ZM62 190V191H61ZM95 190H97V191H95ZM154 190V191H153ZM172 190V191H171ZM177 190V191H176ZM50 191V192H49ZM102 193H101V192ZM114 191V192H113ZM118 191V192H117ZM120 191V192H119ZM126 191H128L127 193H126ZM167 191V192H168ZM198 191V189H192V190H190V194L191 195H195L196 194V192ZM7 192V193H6ZM21 192V195H22V197L24 198H21V200L23 201H21V200H19L20 202H18V203H16V204H18V205H15L16 207H17V209H16V207L14 208L13 206L11 207L10 205V207L7 205V201H9L10 199H11V197L12 196H14V195H16V194H18V193H20ZM125 192V193H124ZM179 192H178V194H179ZM193 192H195V193H193ZM3 193V194H2ZM4 193H5V195L6 196H4ZM37 193V194H36ZM46 193H48L50 196H48V194H46ZM60 193V194H59ZM80 193V194H79ZM84 193V194H83ZM105 193H107V194H105ZM116 193V194H115ZM134 193V194H135ZM193 193V194H192ZM12 194V195H11ZM30 194V195H29ZM40 194H41V197L43 198H45V199H47L46 201L48 202V203H51L52 201H53V203H51L49 206V208H48V203L45 201V199H44V201L46 202V203H44V206H46L43 210H42V212H43V215L40 213L41 212V209H39V213L36 215V213L37 212H35L34 211V209L33 208H35L34 207V203H36V201L40 198ZM75 194L76 195H78V196H80L81 194H83V197H82V195L80 196V197H77V196H75ZM86 194V195H85ZM102 194V195H101ZM108 194H111V195H108ZM130 194V195H129ZM137 194V193H136ZM172 194V195H171ZM174 194V195H173ZM32 195V196H31ZM45 195H47L48 196V198H47V196H45ZM55 195V196H54ZM125 195V196H124ZM25 196H26V198H25ZM74 196L75 197H77V198H79V199H75L74 198ZM105 196V197H104ZM111 196V197H110ZM153 196V197H154ZM169 196V197H168ZM10 197V198H9ZM36 197H38V198H36ZM52 197H54L53 199H55V200H53L52 199ZM56 197V198H55ZM57 197H58V199H57ZM118 197H119V199H118ZM133 197H135V196H133ZM132 197V198H133ZM9 198V199H8ZM37 199V200H35V199ZM60 198H63L62 200L64 201V203H65V207L66 208H64V211L63 212H58V214L57 213H55V214H52V216H48L47 217V219H46V226H47V224L50 226V224L51 223H54L55 222V224H51V226L49 227V226H47L48 228H51L52 227V225H54L53 227L54 228H51V229H53V230H56V232H54V231H51V235L49 236H47V230L46 229H44V228H46L45 227V224H43L41 227H43L42 229H41V227L40 228H35V230H34V228H32V227H30L29 226V224H32V222L33 221H35V220H37L38 219V217L40 216V217H42V216H44V212L45 211H47L46 209H53V207H54V205H56L57 203H59L60 204V202H61V204L63 203V201H60V202H58L59 201V199ZM96 198V199H95ZM126 198V199H125ZM132 198L130 199V200H132ZM29 199V200H28ZM76 201H75V200ZM123 199H125L126 200V202L124 201L123 203H122V201L121 200H123ZM128 199V200H129ZM146 199V200H145ZM148 199V200H147ZM61 200V199H60ZM100 200V201H99ZM103 200H104V202H105V200H106V204L103 202ZM116 200V201H115ZM129 200V201H130ZM141 200V201H140ZM33 201H35L34 203H33ZM67 201V202H66ZM103 203H102V202ZM6 202V203H5ZM25 202V203H24ZM170 202H172V201H166V203H165V205L164 206H162V208L163 207H166V204L167 203H170ZM21 203H22V205H21ZM28 203V204H27ZM33 203V204H32ZM63 203V204H64ZM98 203V204H97ZM151 203H153L152 205H151ZM183 204H186L185 206H187L188 205V202H182ZM182 203H177V205L175 204V207L176 208H180L181 207V205H182ZM256 203V202H255ZM254 203V204H255ZM6 204V205H5ZM15 204V202L14 203H12V205H14ZM20 204V205H19ZM73 204H75V205H73ZM101 204V205H100ZM126 205V207H124L125 205ZM138 204L140 205V206H138ZM146 204H148V205H146ZM161 204V206H159L158 207V205H160ZM253 204V205H254ZM257 204V203H256ZM5 205V206H4ZM32 205V206H31ZM53 205V206H52ZM98 205V206H97ZM104 205V206H103ZM109 205V206H110ZM132 205V206H133ZM143 205V206H142ZM168 205V204H167ZM253 205L252 206H250V207H248V208H246V209H248L249 211L251 210H253V208H251V207H253ZM43 206V205H42ZM42 206H41V208H42ZM52 206V207H51ZM70 207V209H69V207ZM104 208H103V207ZM133 206V207H134ZM148 206H150V207H148ZM31 207H33V208H31ZM97 207V208H96ZM102 207V208H101ZM124 207V208H123ZM154 207H156V209L154 208ZM182 207H184V205L182 206ZM181 207V208H182ZM20 208V209H19ZM145 208V209H144ZM150 208V209H149ZM158 208V209H157ZM161 208V209H162ZM14 209V210H13ZM73 209V210H72ZM100 209V210H99ZM101 209H103V210H101ZM160 209V210H161ZM245 209V213H246V215H247V213H249L247 210ZM97 210V211H96ZM127 210V211H126ZM148 210V211H147ZM35 212L34 214H32L33 212ZM150 211H153V213H155V215L153 214L152 215V212H150ZM155 211V212H154ZM22 214V213H26V215H27V217H28V219H26V222L25 221H23V222H19L17 225L16 224H14V225H9L8 223H4V222H6V221H9L10 222V219H11V221L16 217V216H18L20 213ZM65 212L67 213V215H65V217H64V214H65ZM145 212H147V214L145 213ZM151 214H150V213ZM253 212V211H252ZM255 212V211H254ZM157 213H158V215H157ZM251 213V212H250ZM41 214V215H40ZM51 214V213H50ZM97 214V215H96ZM148 214H150V215H152V216H150V215H148ZM15 215V216H14ZM30 215H31V217H30ZM35 216L34 217V219H31L33 216ZM48 215V214H47ZM63 215V216H62ZM90 215H92V216H90ZM96 215V216H95ZM147 215V216H146ZM54 216H56V217H54ZM68 216V217H67ZM95 216V217H94ZM102 216H103V214H102ZM146 216V217H145ZM149 216H150V218H149ZM14 217V218H13ZM60 217V218H59ZM73 217V218H72ZM93 219H92V218ZM149 219H148V218ZM237 217H238V215H237ZM49 218V219H48ZM53 218H56V219H53ZM69 218V219H68ZM135 218V219H134ZM146 218H147V220H146ZM154 218H156L157 219V221H156V219H155V222H153V220H154ZM161 218V219H160ZM6 219V220H5ZM31 219V220H30ZM51 219V220H50ZM52 219H53V221H52ZM58 219V222L56 221ZM61 219H62V221L64 222L65 220V222L63 223L62 221H61ZM84 219V220H83ZM88 219H89V221H88ZM92 219V220H91ZM94 219H96L95 221H94ZM139 219V220H138ZM160 219V220H159ZM170 219V220H169ZM4 222H3V221ZM29 220V222H27ZM33 220V221H32ZM48 220V221H47ZM60 220V221H59ZM76 220H79V221H76ZM82 220V221H81ZM125 221V222H123V225H122V221ZM135 220H137V221H135ZM159 220V221H158ZM50 221H52L51 223H50ZM94 221V222H93ZM135 221V222H134ZM143 221H145V222H143ZM151 221V222H150ZM166 221H168V222H166ZM31 222V223H30ZM60 222V223H59ZM62 222V223H61ZM92 222H93V224H92ZM130 222H132V223H134V224H132V223H130ZM139 222V223H138ZM141 222H143V223H141ZM150 222V223H149ZM152 222L155 224V227H154V224H152ZM2 223H4V224H2ZM21 223V224H20ZM25 225H23V224ZM28 223V224H27ZM68 223L70 224V227H71V229L69 228V226L67 227V225H68ZM73 223V225L71 226V224ZM77 225H79V229L78 230H76V227H75V225L76 224ZM79 223V224H78ZM83 223V224H82ZM86 223V224H85ZM88 223H91V225L90 224H88ZM121 223V225H119ZM132 224V225H129V224ZM137 225H136V224ZM164 223H166L165 225H164ZM27 224V225H26ZM56 224H58V227L57 228H55L56 227ZM61 226H60V225ZM67 224V225H66ZM82 224V225H81ZM143 224V225H142ZM152 224V225H151ZM65 225H66V227L67 228H69V229H66L65 228ZM94 225V226H93ZM131 227H129V226ZM133 225L135 226V227H133ZM140 225H142V226H140ZM150 225V227L151 228H153V229H151L150 227V229L151 230H149V231H152V232H150V234H148V232L149 231H147L146 229H145V227H147L148 228V226ZM12 226L14 227V230H12L11 228H12ZM88 226V228H85V227H87ZM120 226H122L121 228H119ZM137 226V227H136ZM139 226H140V228H139ZM167 226V227H166ZM11 227V228H10ZM25 227V228H24ZM28 227H30V228H28ZM96 227V226H95ZM175 227V226H174ZM174 227H171L172 228V231H174V233L175 234H173V232L172 233H169V234H167V235H169V238H171V242H174L175 243V241H173V239H177L178 238V235L180 236V235H182L181 234V232L183 233L184 232V234H185V232H186V230L185 229H183V230H178L176 227V231H175V229H174ZM89 228H91V229H89ZM115 228V229H116ZM135 228H137V229H135ZM21 229H22V232L24 231H26V234L23 232H21ZM36 229H38V230H36ZM59 229V230H60ZM89 229V230H88ZM132 229V230H131ZM142 229V230H141ZM174 229V230H173ZM10 230V231H9ZM12 230V231H11ZM32 230V231H31ZM39 230H43V232L46 230V234H44L43 233V236H45V237H43L42 236V232L40 233V234H38L37 232H35V231H39ZM50 229H48V231H49ZM74 230L76 231L75 233H74ZM85 230L87 231V232H85ZM90 230H91V232H90ZM122 230H124V232H122ZM130 230H131V232H133V233H130ZM135 230V231H134ZM140 230H141V232H140ZM144 230H146V232L144 231ZM13 231H15V232H18L19 231V233H21L19 236V239H18V237H17V239L16 238H14L13 237V234H12V238L10 237V232L12 233ZM28 231V232H27ZM70 231H73V234H72V232L70 233ZM95 231V232H94ZM137 231V232H136ZM179 231H180V234H179ZM31 232V233H30ZM50 232V231H49ZM48 232V233H49ZM55 233V235H56V237H55V235H54V233ZM68 232L71 234H69L68 235ZM84 233V234H82V233ZM108 232V231H107ZM107 232H106V235H107ZM120 232H122V235H121V233ZM14 233V232H13ZM30 233V234H29ZM37 233V234H36ZM53 233V234H52ZM78 233V234H77ZM92 233V234H91ZM94 233V234H93ZM108 233H110V232H108ZM117 233V234H116ZM136 233H139L138 235H136L135 236V238L137 237V236H139V235H141L142 236V238H141V236H139V237H137V239L136 240H140L139 242L138 241H135V242H133L132 243V240L134 241V239L135 238H132L131 239V237H133ZM2 234V235H1ZM34 234H36V235H34ZM85 234H90V236H91V238L90 237H84V236H87V235H85ZM112 234V233H111ZM120 234V235H119ZM129 234H130V236H129ZM145 235L147 238H149V239H147L146 237H143V235ZM146 234H148V235H146ZM7 235L9 236V238L8 239H10V244H7L6 243V238H7ZM41 235V236H40ZM67 235L69 236V237H67ZM81 235V236H80ZM83 235V236H82ZM123 235V236H124ZM246 235H249L248 233L246 234ZM58 236V237H59ZM89 236V235H88ZM185 236V235H184ZM184 236H182L183 238H184ZM24 237H26V239H28V240H26ZM36 237V238H35ZM79 237V238H78ZM103 237V238H102ZM106 237H108V236H106ZM21 238H24L25 239V241L26 242H23L22 240H24V239H21ZM69 238H70V241H69ZM73 238H75V239H73ZM77 238V239H76ZM84 238H86V239H84ZM88 238H90L89 240L91 241V242H93L96 238L99 240H95V242H93L94 243V246L91 248V246H90V248L92 249H90L89 250V247H88V252H87V249L85 248V246L83 247L82 246V241L84 242V244L86 245V246H88V244H86L85 242L86 241H88ZM102 238V239H101ZM105 238V239H104ZM140 238V239H139ZM183 238H179V239H181L182 241H183ZM15 239V240H14ZM35 239V240H34ZM37 239V240H36ZM46 239V240H45ZM71 239H72V241L73 242H71ZM129 239H131V241L130 242H128L129 241ZM142 239H144V240H142ZM148 241H147V240ZM178 239V240H179ZM14 240V241H13ZM40 240V241H39ZM61 240V239H60ZM69 242H68V241ZM75 240V241H74ZM177 240V242H179ZM180 240V241H181ZM1 241V240H0ZM13 241V242H12ZM23 243H22V242ZM32 241V242H31ZM44 241L46 242V243H44ZM52 241V242H51ZM54 241V242H55ZM146 241H147V243H146ZM17 242V243H16ZM19 242H21L22 244H20ZM40 242V243H39ZM71 242V243H70ZM129 243V250H128V243ZM137 242H138V247L135 245V244H137ZM145 243V245H144V243ZM157 242V244L154 246V244ZM153 245L151 244V245H149L147 248H151L152 246L153 247H159L158 246V242H159V240H157ZM177 242H176V244H177ZM12 243V244H11ZM14 243H16V244H14ZM26 243V244H25ZM41 243H44V244H41ZM48 243V244H47ZM130 243H132V244H130ZM135 243V244H134ZM180 243V242H179ZM178 243V244H179ZM213 243V242H212ZM8 245V246H6L7 248L9 247L10 249L12 248L11 247V245H13V248L15 249L16 248V246H17V249H16V251L13 249H7L6 247H5V245ZM19 244V245H18ZM29 244V245H28ZM36 244V247H33L34 245ZM37 244H39V247L37 246ZM40 244H41V246H40ZM71 244H73V245H71ZM96 244H97V246H96ZM134 244V245H133ZM141 244H143L144 246L143 247H141ZM20 245H22V247L20 246ZM31 245H33V246H31ZM104 245V246H103ZM135 246V247H133V246ZM215 245V244H214ZM24 246H26V248L24 247ZM65 246V247H64ZM69 246V247H68ZM96 246V247H95ZM99 246V247H98ZM103 246V247H102ZM121 246V247H122ZM140 246V247H139ZM176 246V247H175ZM3 247H5L6 249H4L3 250ZM29 247H30V249H29ZM33 249H32V248ZM58 247H59V245H58ZM68 247V248H67ZM73 247V248H72ZM77 247V248H76ZM81 247H82V249H81ZM100 247L102 248V249H100ZM121 247H120V249H121ZM122 247V248H123ZM177 247L179 248L180 246L179 245H174L173 244V246H171V248L173 249H171L172 250V252H174V253H177L176 251H179L178 249H177ZM214 247V246H213ZM20 248H22V251L20 250ZM44 248V249H43ZM54 248V249H53ZM62 248V249H61ZM70 248V249H69ZM75 248V249H74ZM98 248V249H97ZM105 248H106V246H105ZM104 248V249H105ZM131 248H133L132 250H131ZM135 248V249H134ZM139 248V249H138ZM183 249H186V247L184 248V246L182 247ZM181 247L179 248V249H181L180 251L182 252V253H177V254H175V257H173V259H171L170 261H168L170 264L172 263V261H173V263L176 261H178L177 262V264H187V260H189V261H191V263H194V264H196V262L197 263H200V262H202V261H199L201 258H198V259H194V258H192V256H189L190 254L189 253H185V252H187V251H183V249H182ZM220 248V246H217V245H215V247H214V251L211 253V255L210 256H212V255H215L216 254V252H222V250H223V248L222 249H220V250H218V249ZM24 249V250H23ZM25 249H29V250H27L29 253H27L26 252V250ZM49 249V250H48ZM86 250V252H85V250ZM100 249V250H99ZM120 249H118V250H116V251H114V252H112V253H107V252H105V253H107L106 254V256H105V253L102 255V256H100L99 257V259H101L102 260V263L101 264H104V263H109V261L110 262H116V258L114 257V256H117V255H115L114 254V256L113 255H111V254H113V253H116V252H118L119 253V251H121ZM138 249V250H137ZM7 250V251H6ZM10 252H9V251ZM44 250H47V251H44ZM68 250H70V251H68ZM77 250H81V254H80V252L79 253H76V255L74 256V253L75 252H78ZM84 250V251H83ZM126 250H128V251H126ZM176 250V251H175ZM187 250V249H186ZM217 250V251H216ZM7 253H6V252ZM20 251V252H19ZM71 251H73V252H71ZM85 252V256L83 257L82 256V253L83 252ZM101 251H103V252H101ZM130 251L132 252V253H130ZM225 251V249L223 250V252ZM27 254H26V253ZM34 252H35V254H34ZM70 252V254H67V253H69ZM139 252V253H138ZM159 252V251H158ZM158 252H156V253H158ZM217 253V254H219V255H215V256H219V257H217L216 259L218 260V258L220 259V255L221 254H224V253ZM227 252V251H226ZM5 255H4V254ZM19 253L21 254V253H23L22 255H19ZM130 253V254H129ZM3 254V255H2ZM8 254V255H7ZM10 254H11V256H10ZM13 254V255H12ZM33 254L35 255V256H33ZM64 255V257H63V255ZM71 254H73V256L71 255ZM78 254L80 255V257L82 256V258H80L81 259V261H80V259H79V256H78ZM123 253H122V255H124ZM141 254L142 253H140V256H141ZM179 254H181V256H179ZM183 254V255H182ZM184 254H186V256H184ZM227 254V253H226ZM225 254V255H226ZM7 255V256H6ZM19 255V256H18ZM56 255H58L57 257H55ZM97 255V256H96ZM110 255H111V257H110ZM119 255H121V253L120 254H118V256ZM153 255H156L157 256V254H152V257H156V256H153ZM224 255V256H225ZM21 256L23 257V258H21ZM41 256V257H40ZM110 257L111 259L113 258H115V260H111V259H106L107 257ZM113 256V257H112ZM139 256V257H140ZM209 256V257H210ZM222 256V255H221ZM223 256V257H224ZM7 257V261L4 263V261H5V259L4 258H6ZM20 257V258H19ZM68 257V258H67ZM70 257V258H69ZM72 257V258H71ZM103 257V258H102ZM106 257V258H105ZM138 257V258H139ZM152 257L151 256H149L148 257V259H152ZM209 257H207V259L209 258ZM9 258V259H8ZM85 258V259H84ZM118 258V257H117ZM184 258V259H183ZM192 258V260H190ZM210 258H215L214 256H212V257H210ZM209 258V259H210ZM20 259H21V261H20ZM69 259V260H68ZM77 259V260H76ZM105 259L108 261V262H105ZM148 259H145V260H136L135 258L133 259V263L132 264H148L147 262H148ZM204 258H202L201 260H203ZM216 259H214V260H216ZM9 260V261H8ZM10 260H12V261H10ZM16 260V261H15ZM36 260V259H35ZM52 260V261H51ZM57 260V261H56ZM59 260V261H58ZM64 260H65V263H64ZM72 260H74V261H72ZM147 260V261H146ZM194 260V261H193ZM205 260V259H204ZM213 259H211V261H212ZM18 261V262H17ZM38 261V262H39ZM188 261V262H189ZM193 261V262H192ZM207 261V260H206ZM3 262V263H2ZM9 262V263H8ZM27 262V263H26ZM145 262V263H144ZM18 263V264H19ZM35 264H37V261L36 262H34ZM33 263V264H34ZM111 263V264H112ZM165 264H168L167 263V261L166 262H164ZM163 263V264H164ZM190 263V264H191ZM203 263H205L204 261H203ZM224 263V262H223ZM222 263V264H223ZM110 264V263H109ZM122 264V263H121ZM175 264V263H174ZM221 264V263H220Z\"/></svg>", "mask_w": 264, "mask_h": 264}, {"label": "bare ground", "instance_id": "obj_2", "mask_svg": "<svg viewBox=\"0 0 264 264\" xmlns=\"http://www.w3.org/2000/svg\"><path fill=\"white\" fill-rule=\"evenodd\" d=\"M7 1V0H6ZM9 1V0H8ZM36 1V0H35ZM64 1H66V0H60V1H56L55 3H54V0L52 1H49V0H38V1H36V2H34V3H31L29 6H28V8H27V14L26 13H24V11L22 12V15L24 14V16L25 17H23V18H26V16H28V14H29V16L27 17L28 19H27V21H26V23L25 24H20L19 25V27L20 28H28V29H30V31H32V33H33V35H34V44H32V46L34 45L35 47V49L37 50V48H38V50L40 51V50H44V49H42V45H47L48 46V44H45V42L44 41H42V36H46V38H47V35L45 34V35H43V34H41V36H40V34L39 33H41L40 31L41 30H43V29H48V31H49V29H52L53 27H55V26H59V24H60V21L61 20H63L62 18H64V17H66V15L68 16V15H70L71 14V12H70V6L72 7V6H74V5H71L70 3H64ZM99 1H101V0H98L96 3H98ZM126 1V0H125ZM133 1V0H132ZM135 1V0H134ZM152 0H150V4H152V6H147V4H139V6H137L138 4H136V5H134V4H132V5H134V8H133V6L131 7V6H128V8L130 7L131 9L133 8L134 10L137 8V11H139V10H142V12L143 13H145V15L146 14H150L149 16H152V15H158V17H159V14H161V13H165V11L167 10L168 12L167 13H169L170 14V16H166V15H164V17H162L161 16V18H158V17H156V18H152L153 19V21H152V19L151 20H147V21H145L146 19L145 18H142V20H139V16H140V13H139V15H137L138 17L136 18V20H137V22H136V20L135 19H132V21L133 20H135V21H133L134 23H133V25H134V27L135 26H137V23H138V25H139V22H141V24H143L144 23V25H142V27L143 28H141V29H144V28H147V25L148 26H150V27H153L152 26V23H154V21H156L157 20V18H158V20L160 19V21L162 22V19H163V21L166 23L167 21H169V23L173 20V19H175L176 18V15L177 14H179V10H182L183 11V8H185V7H189L188 9L189 10H187V12H189L190 11V15H193V19L191 18V20H189L190 22H188V24L191 26V25H193L194 23H192V22H194L195 20V18H197L198 17V15H200L201 13H202V11H204V9L206 10V8H204V4H200V2H199V0H198V2L197 3H195V2H188L187 4H189L188 6L187 5H183L182 4V8L180 9V8H175L176 10H174V11H172L171 9L175 6L174 4L177 2V0H175L173 3H171V4H163L164 3V1L162 0H159L157 3L155 2L154 3V0L151 2ZM163 2L162 4H160L159 2ZM169 0H167V2H168ZM171 1V0H170ZM201 1V0H200ZM203 1V0H202ZM221 1V0H220ZM242 0H239V1H237L236 3H235V6H237V8H239V5L241 4V6H242V3H240ZM259 1V0H258ZM16 2V1H15ZM33 2V1H32ZM68 2V1H67ZM85 2V1H84ZM95 2V1H94ZM102 2H104L103 0H102ZM105 2H107V1H105ZM166 2V1H165ZM181 1H179L177 4H179ZM182 2H183V0H182ZM211 2V1H210ZM216 2V1H215ZM214 2V3H215ZM228 2V1H227ZM72 3V2H71ZM78 3V2H77ZM77 3H75V6H76V4ZM110 3H111V1H110ZM117 3V2H116ZM115 3V4H116ZM127 3V2H126ZM129 3V2H128ZM148 3V2H147ZM230 3V2H229ZM260 3V2H259ZM107 4H109V3H107ZM112 4V3H111ZM115 4H113L112 6H114ZM186 4V3H185ZM208 3H206L205 5H207ZM219 4V3H218ZM262 4V3H261ZM14 5V4H13ZM87 5V4H86ZM95 5V4H94ZM118 5V4H117ZM124 5V4H123ZM129 5H130V3H129ZM141 5V6H140ZM149 5V4H148ZM4 6V5H3ZM26 6V5H25ZM25 6H23V7H25ZM91 6H93V4H91ZM111 6V7H112ZM116 6V5H115ZM115 6H114V8H115ZM137 6V7H136ZM143 6V7H142ZM178 6V5H177ZM208 6H209V4H208ZM219 6V5H218ZM108 7V6H107ZM122 7V6H121ZM206 7V6H205ZM260 7V6H259ZM262 7H263V5H262ZM122 8H124V7H122ZM125 8H127V7H125ZM124 8V9H125ZM128 8L126 9V10H128ZM211 8V7H210ZM210 8H209V10H210ZM218 8V7H217ZM221 8H223V7H221ZM236 8V9H237ZM23 9H26V8H23ZM83 9H85L84 8V6H83ZM83 9H82V11H83ZM86 9H88V7L86 8ZM103 9V8H102ZM112 9V8H111ZM123 9V10H124ZM130 9V10H131ZM230 9V8H229ZM228 9V10H229ZM235 9V10H236ZM262 9V8H261ZM261 9H260V11H261ZM69 10V11H68ZM72 10V9H71ZM99 9H97V11H98ZM169 10H171L172 11V14H173V12H175V11H177V12H175V14H174V16H175V18H173V17H171V11H169ZM208 10V9H207ZM209 10H208V12H209ZM216 10V9H215ZM257 10V9H256ZM263 10V9H262ZM68 11V12H67ZM76 11V10H75ZM75 11H73L74 12V14H75ZM81 11V12H82ZM88 11V10H87ZM92 11H93V9H92ZM95 11V10H94ZM100 11V10H99ZM106 11V10H105ZM118 11V10H117ZM136 11V12H137ZM222 11V10H221ZM220 11V13H217L216 15H213V17L212 18H210L209 19V21H204V22H202L203 24L201 25V27H200V25H198L200 28H202V29H198V34H196L195 32L196 31H194L193 29V26H192V28L190 29L192 32H191V34H189L188 32H189V30H188V28H187V32L186 33H188L187 35L186 34H183V35H181V37L179 36V35H177V33L176 32H174V30H173V33H175V36L174 35H172L171 37H170V31L168 32V33H166V34H163V30H162V33H160V34H162L163 36H161V35H159V33H158V35H156V37H153L154 38V40L150 37V39H149V37H148V39L146 40V42L147 43H143L142 44V49H140L141 51V53H142V56H144L145 57V54H150L151 56H152V50L153 49H155L156 50V47L159 45L158 43H161V42H163L162 44L164 45L165 44V37L167 38V36H168V38L170 39V38H172V37H174V39H176L177 38V40H174V39H171L169 42H170V44H173V45H171L170 46V44H168V39H167V44H165L166 45V47L169 45V49L172 47V46H177V45H179V46H177L178 47V49H179V47H180V51H179V58L181 57V58H186V56L184 57L183 56V54H186L185 52H186V48L188 47L187 45H191V46H193L194 47V44H193V40L195 39V38H192V37H194V36H196V35H198V37L196 36V39H198L197 41L199 42L198 44H200V39H201V35H202V38L204 37L203 35H207V34H210L212 31H213V29L215 28V26H216V24L218 23V24H220V21H222L223 20V17L225 16L224 14H226V13H228V11L227 10H225V11H222L221 12ZM227 11V12H226ZM77 12V11H76ZM79 12H80V10H79ZM83 12H86V11H83ZM126 12V11H125ZM142 12H141V15H142ZM187 12H184V14L185 13H187ZM207 11H206V13H208ZM226 12V13H225ZM237 12V11H236ZM259 12V11H258ZM257 12V13H258ZM87 13V12H86ZM101 13V12H100ZM127 13V12H126ZM126 13H124V14H126ZM129 13V12H128ZM127 13V14H128ZM200 13V14H199ZM203 13H205V12H203ZM231 12H229V15L227 16V20L230 22V20H232V19H234L235 17L232 15V14H230ZM234 13V12H233ZM239 13V12H238ZM257 13H256V16H257ZM260 13V12H259ZM262 13V12H261ZM260 13V14H261ZM73 14V13H72ZM72 14H71V16H72ZM88 14V13H87ZM90 14H91V12H90ZM110 14V13H109ZM112 14V13H111ZM127 14H126V16H127ZM184 14H182L181 15V18H179L180 20H179V22L181 23L182 21H184V19H185V16H186V18L188 17L187 15H185L184 16ZM188 15H189V13H187ZM215 14V13H214ZM253 14V13H252ZM260 14H258V16L260 15ZM95 15V14H94ZM104 15V14H103ZM106 15H108V13L106 14ZM134 15L135 14H129L128 16V18H130L131 16H133V17H131V18H134ZM203 15V16H202ZM206 14H201L200 16L201 17H198L197 18V20H200V18H201V20H202V18L205 16ZM15 16V15H14ZM114 16H116V15H114ZM184 16V17H183ZM92 17V16H91ZM95 17V16H94ZM97 17V16H96ZM122 17H123V15H122ZM125 17V16H124ZM166 17L168 18H170L171 19V21H170V19H166ZM195 17V18H194ZM246 17V16H245ZM261 17H262V21L264 22V13H262L261 14ZM68 18H70V16L68 17ZM85 18V17H84ZM105 18V17H104ZM114 18V17H113ZM127 18V17H126ZM127 18V19H128ZM173 18V19H172ZM65 19V18H64ZM105 19H108V17L107 18H105ZM115 19V18H114ZM113 19V20H114ZM117 19H119V18H117ZM125 19V18H124ZM140 19H141V17H140ZM145 19V20H144ZM156 19V20H155ZM166 19V20H165ZM183 19V20H182ZM207 19V18H206ZM222 19V20H221ZM224 19H225V17H224ZM25 20V19H24ZM85 20V19H84ZM95 20V19H94ZM97 20V19H96ZM112 20V19H111ZM110 20V21H111ZM157 20V21H158ZM187 20V19H186ZM185 20V21H186ZM194 20V21H193ZM197 20H196V22H197ZM220 20V21H219ZM1 21V20H0ZM16 21V20H15ZM66 21V20H65ZM110 21H108V22H104L106 25L110 22ZM117 21V20H116ZM129 21V20H128ZM142 21H144V22H142ZM148 21H152L151 23L150 22H148ZM156 21V22H157ZM192 21V22H191ZM13 22H14V20H13ZM20 22H21V20H20ZM23 22H25V21H23ZM95 22V21H94ZM93 22V23H94ZM130 22V21H129ZM129 22H125L124 24H128ZM148 22V23H147ZM155 22V23H156ZM161 22L159 23V25H155V23H154V25L155 26H158V28L160 27L161 28V26H160V24H161ZM178 22V21H177ZM179 22L176 24V23H174L175 25V27L174 26H172L171 28L172 29H174V28H176V26L178 25L179 26ZM205 22H207V23H205ZM3 23V22H2ZM12 23V22H11ZM15 23V24H14ZM13 24L14 25H18L16 22H14ZM62 23H63V21H62ZM89 23V22H88ZM91 23H92V21H91ZM92 23V24H93ZM112 23V22H111ZM123 23V22H122ZM132 23V22H131ZM131 23H129V24H131ZM145 23H146V25H145ZM151 25H150V24ZM182 23H185V22H182ZM192 23V24H191ZM4 24V23H3ZM11 25V26H13L14 28H16L14 25ZM65 24V23H64ZM70 24V23H69ZM91 24V25H92ZM110 24V23H109ZM128 24V25H129ZM167 24L168 23H166V26H165V29L167 28ZM205 24V25H204ZM217 24V25H218ZM224 24V23H223ZM66 26H67V24H65ZM110 25H112V24H110ZM128 25H125V27H127ZM161 25H163V24H161ZM169 25V24H168ZM181 26H182V24H180ZM188 25V26H189ZM45 26V27H44ZM93 26H94V24H93ZM92 26V27H93ZM117 26H120L121 27V25H115V26H113L114 27V29H115V27H117ZM123 26V25H122ZM131 26V25H130ZM140 26V25H139ZM178 26H177V28H178ZM187 26V24H185V26H183V27H186ZM203 26V27H202ZM220 25H218L217 26V28L219 27ZM0 27H3L2 25H0ZM42 27H44V28H42ZM61 27H62V25H61ZM65 27V26H64ZM63 27V28H64ZM99 27H100V25H99ZM107 27V26H106ZM111 27V26H110ZM112 27V28H113ZM119 27V28H120ZM129 27V26H128ZM127 27V28H128ZM150 27H148V30L147 31H149L151 28ZM174 27V28H173ZM240 27V26H239ZM249 27V26H248ZM68 28V27H67ZM77 28V27H76ZM76 28L75 27H73L72 28V26L70 27V29L72 30L71 32H70V36H68V37H75L76 36V32H78L79 33V31H76ZM100 28H102V27H100ZM105 28V27H104ZM104 28L103 29H101L100 31L102 32V30H104ZM112 28H111V30H112ZM122 28V27H121ZM123 28H124V26H123ZM150 28V29H149ZM157 27H155L154 29H156ZM157 28V29H158ZM159 28V29H160ZM163 28V27H162ZM181 29L180 30H182V27H180ZM2 29V28H1ZM32 29V30H31ZM56 29V28H55ZM59 29V28H58ZM66 29V28H65ZM107 29V28H106ZM117 29H118V27H117ZM116 29V30H117ZM133 29V28H132ZM135 29V28H134ZM138 29H140V27H138L137 28V31H138ZM156 29V30H157ZM171 29V30H172ZM186 29V28H185ZM216 29V28H215ZM6 30V29H5ZM23 30V29H22ZM21 30V31H22ZM64 30V29H63ZM78 30V29H77ZM91 30H93V29H91ZM98 30V29H97ZM111 30H109L110 32H111ZM115 30V31H116ZM123 30V29H122ZM146 29H144L143 31H145ZM169 30V29H168ZM180 30H178V31H180ZM237 30H239V29H237ZM3 31L4 30H2V32H0V38H1V36H2V33H3ZM9 31V30H8ZM26 32V30H23L21 33H23V32ZM47 30H46V32H48ZM56 31V30H55ZM58 31V30H57ZM90 31V30H89ZM93 31H95L96 32V30H93ZM129 31H131V32H133L132 30H129ZM128 30H126V31H118V32H120L119 34L118 33H115L116 35H117V38H118V36L119 35H121V33H122V35H123V33H124V35L125 34H127L126 32H128V34L130 33ZM142 30H141V33H140V31H138L141 35H137V34H135L134 36L133 35H131V36H129V39L130 38H132V39H134L133 37H135L136 35L137 36H139V37H137V39H140L141 37L140 36H142V32H143ZM147 31H145V34L147 35ZM150 31H153L152 29L150 30ZM149 31V33H151ZM159 30H157V32H158ZM176 31V30H175ZM215 31V30H214ZM217 31V30H216ZM232 32V34L233 33H236V32H234V30H231ZM236 31V30H235ZM241 31H242V29H241ZM5 32V31H4ZM6 32H7V30H6ZM24 32V33H25ZM50 32V31H49ZM52 32V31H51ZM95 32H93V34H90L91 36L93 35L94 36V34H96ZM99 32V31H98ZM104 32V31H103ZM112 32H113V30H112ZM137 32V33H138ZM166 32V31H165ZM230 32V31H229ZM239 32H240V30H239ZM245 32V31H244ZM15 33V32H14ZM27 33H28V31H27ZM43 33H45L44 31H43ZM54 33V32H53ZM144 33V32H143ZM155 33V32H154ZM183 33V32H182ZM194 33H195V35H194ZM26 34V33H25ZM25 34H24V36H25ZM29 34H31V32H29ZM29 34H27V36H25V38H23L24 39V41L26 42V40L25 39H28L29 38ZM48 34V33H47ZM50 35H51V33H49ZM64 34V33H63ZM237 34H238V31H237ZM241 34V33H240ZM244 34V33H243ZM98 35V34H97ZM123 35V36H124ZM146 35L144 36V37H146ZM179 36L180 37V39H178L179 37H177V36ZM184 35H186V36H184ZM194 35V36H193ZM212 35V34H211ZM49 36V35H48ZM55 36V35H54ZM61 36V35H60ZM123 36H121L120 37V39L119 40H121V38H123ZM127 36V35H126ZM125 36V37H126ZM133 36V37H132ZM153 36H155V35H153ZM162 37V39L160 38L159 39V37ZM183 36H184V38H183ZM30 37H32V35L30 36ZM41 37V38H40ZM56 37V36H55ZM82 37V36H81ZM94 37H96L97 39H98V37L97 36H94ZM93 37V38H94ZM101 37V36H100ZM99 37V38H100ZM110 37V36H109ZM116 37V36H115ZM136 37H135V40H132V39H128V41H136V42H131L130 43V46H129V44H128V48H130L131 46H132V49L135 47L134 45H136L137 44V39H136ZM143 37V38H144ZM176 37V38H175ZM226 38L228 37V36H225ZM225 37H223V38H225ZM86 38V37H85ZM89 38V37H88ZM87 38V39H88ZM96 38H95V40H96ZM111 38V37H110ZM117 38L115 39L116 40V42H118L117 41ZM182 38V39H181ZM205 39H206V37H204ZM226 38H225V40L224 41H226ZM79 39V38H78ZM103 39H105V40H103V42L105 41L106 43H107V41H106V39L107 38H103ZM109 39V38H108ZM126 39V38H125ZM157 39H159V42L157 43L156 42V40ZM165 39V40H164ZM208 39V38H207ZM232 39V38H231ZM32 40V39H31ZM72 40V39H71ZM74 40V39H73ZM100 40H102V39H100ZM99 40V41H100ZM141 41H143V39L141 38L140 39ZM148 40H150V41H148ZM160 40H162L161 42H160ZM164 40V41H163ZM49 41V40H48ZM52 41V40H51ZM51 41H49V42H51ZM76 41H78V40H76ZM83 41V40H82ZM86 41V40H85ZM97 42H98V40H96ZM96 41H95V43H96ZM123 43H124V39H122L121 40ZM141 41H139V43L141 42ZM151 41H154V42H156L158 45H156V43L154 44L153 42H151ZM196 41V40H195ZM204 41V40H203ZM21 42V41H20ZM64 42V41H63ZM71 42V41H70ZM80 42H81V40H80ZM103 42H102V44H103ZM148 42H149V45H146V44H148ZM151 42V43H150ZM221 42H222V40H221ZM47 43V42H46ZM82 43V42H81ZM93 43H94V41H93ZM94 43V44H95ZM99 43V42H98ZM106 43L105 44H103L102 45V50L103 51H105L104 49H108L109 47L108 46H106ZM109 43H111V41L109 40ZM113 44L115 43V41H113L112 42ZM119 43L121 44V42L119 41ZM122 43V44H123ZM133 43V44H132ZM139 43H138V45H139ZM153 43V44H152ZM175 43H177V44H175ZM195 43V42H194ZM226 43V42H225ZM6 44V43H5ZM50 45H54L55 47H61L62 45H59L60 43L59 42H54V43H49ZM74 44V43H73ZM72 44V45H73ZM78 44H80L79 42H78ZM77 44V45H78ZM82 44H84L83 45V47L85 46V43L83 42ZM112 44V45H113ZM16 45V44H15ZM72 45H70L71 47H72ZM81 45V44H80ZM80 45L78 46V47H80ZM87 45V44H86ZM104 45L106 46V48L104 47ZM107 45H111V44H107ZM124 45V44H123ZM123 45H122V47H123ZM163 45L161 46V45H159V47H161L160 49L158 48V51L159 50H161L162 48H163ZM164 45V46H165ZM196 45V44H195ZM225 45V44H224ZM224 45H222V47L224 46ZM23 46H25V45H23ZM46 46V47H47ZM74 46V45H73ZM90 47H94L95 45H89ZM88 46V47H89ZM100 46V45H99ZM98 46V47H99ZM144 46V47H143ZM187 46V47H186ZM200 46V45H199ZM215 46V45H214ZM29 47V46H28ZM28 47H26V48H28ZM41 47V48H40ZM46 47H44V48H46ZM66 47V46H65ZM70 47V48H71ZM78 47H76L77 49H78ZM98 47H95V48H98ZM101 47V46H100ZM99 47V48H100ZM112 47V46H111ZM117 47L119 48V47H121L119 44L117 45ZM138 47V46H137ZM137 47H135V49H137ZM153 47H155V48H153ZM165 47V48H166ZM225 47V46H224ZM223 47V48H224ZM23 48V47H22ZM25 48V49H26ZM30 48V47H29ZM28 48V49H29ZM34 48L32 49V51H34ZM62 48V47H61ZM67 48V47H66ZM75 48V51H74V55L71 57L70 56V58H64L63 59V57H67V55H65V56H63L62 57V59L60 58V60H65V61H63L62 63H61V65L63 66V67H70V65H71V62L73 63V61H74V59L76 58L75 57V55L77 54V49ZM81 48V47H80ZM104 48V49H103ZM118 48H116L115 49V51L116 52H118L119 51V49ZM128 48H126L127 50H128ZM144 48V49H143ZM153 48V49H152ZM189 48V51H190V47H188ZM51 48V46H50V48L45 52V54H48V55H51V53H52V50L54 49H52ZM63 49H65V48H62V51H60V53L62 52V53H64V52H66L65 50H63ZM67 49H69V47L67 48ZM86 49H89V48H86ZM110 49H112V48H110ZM109 49V50H110ZM122 49V48H121ZM120 49V50H121ZM131 49V50H132ZM168 49V48H167ZM193 49V48H192ZM195 49V48H194ZM209 49V48H208ZM246 49V48H245ZM31 50V49H30ZM46 50V49H45ZM59 50V49H58ZM70 50V49H69ZM79 50V49H78ZM83 50V49H82ZM81 50V51H82ZM101 49L100 50H98V53L100 52V51H102ZM118 50V51H117ZM154 50V51H155ZM198 51H200L199 50V48L197 49ZM196 50V51H197ZM218 50H220V49H218ZM32 51H31V53H27V54H25V52H23L22 54H23V59L24 60H26V59H31V58H34V60L36 59V62L39 60H42L43 58H45L44 56H43V53H42V56H41V54H38V51H34L33 53H32ZM93 52H94V50H92ZM102 51V52H103ZM108 51V50H107ZM111 51V50H110ZM115 51L113 50V52L115 53ZM126 51V50H125ZM136 51H139V50H136ZM136 51H134V53H132V54H134L135 55V57L133 56V57H130L129 56V54L131 53V52H129V54H127L126 53V57H128L129 56V60H127L126 61V57H125V54H123V55H119V60H120V58H124L125 59V61H126V63H123V65H125L126 64V66H124L125 68H127V69H125L126 70V72H124L125 74L127 73V71L129 72V70L128 69H131L130 68V65H132L131 64V62L133 63V67L136 65V67H138L139 65H141L142 63H143V61L145 62V60H147V58L146 59H144V57H143V59H139V58H142V56H141V54L139 55V52H136ZM151 51V53H149ZM156 52V54L155 53H153V54H155V55H157L158 53H160V52ZM163 51V50H162ZM172 51V50H171ZM188 51V50H187ZM188 51V52H189ZM194 50H192V52H193ZM210 51V50H209ZM16 52H18V51H16ZM53 52H55L54 50H53ZM70 53H71V51H69ZM90 52L91 51H89V53H87L86 52V54H90ZM101 52V53H102ZM112 52V51H111ZM113 52H112V54H113ZM123 52H124V50H123ZM3 53V52H2ZM7 53V52H6ZM14 53H15V51H14ZM40 53V52H39ZM61 53V54H62ZM69 53V54H70ZM76 53V54H75ZM81 52H79V54H80ZM97 53V52H96ZM100 53V54H101ZM103 53H105V52H103ZM110 53V52H109ZM108 53V54H109ZM122 53V52H121ZM138 54V59H135V58H137V56H136V54ZM198 53V52H197ZM9 54V53H8ZM65 54V53H64ZM68 54V55H69ZM71 54H73V52L71 53ZM85 54V55H86ZM95 54V53H94ZM107 54V55H108ZM163 54V53H162ZM176 54V53H175ZM182 54V55H181ZM12 55H13V53H12ZM88 55H86V57H85V59L87 60H85L84 58V60L88 63V59H89V57L90 56H88ZM91 55V54H90ZM97 55H99V54H97ZM103 55H105V54H103ZM110 55V56H109ZM108 56H109V58L112 56L113 57V55H111V54H109ZM128 55V56H127ZM154 55V56H155ZM181 55V56H180ZM243 55V54H242ZM9 56V55H8ZM21 56V55H20ZM59 56V55H58ZM100 57H101V55H99ZM147 57H149L148 55H146ZM161 56V55H160ZM169 56V55H168ZM177 56V57H178ZM196 56V55H195ZM194 56V57H195ZM198 56V55H197ZM19 57V56H18ZM56 57V56H55ZM75 57V58H74ZM83 57H84V55H83ZM88 57V58H87ZM97 57V60H99V57L98 56H96ZM156 57V56H155ZM172 57V56H171ZM176 57V58H177ZM188 57H189V55H188ZM235 57V56H234ZM234 57H233V59H234ZM16 58V57H15ZM22 58V57H21ZM49 58V57H48ZM59 58H55V60L54 59H47L46 61L43 59L42 61H45L46 62V64H47V62H51V64L53 63L54 64V62H57V60H59ZM92 58H93V53H92ZM108 58V59H109ZM158 58H160V61H161V59H162V57H156V59H154V57H152V59H154V60H157ZM178 58V59H179ZM198 59H199V56L197 57ZM22 59V60H23ZM73 59V60H72ZM96 59V58H95ZM102 59V58H101ZM105 59H106V57H105ZM104 59V60H105ZM108 59H106V60H108ZM117 59V58H116ZM121 59V60H122ZM124 59H123V62H124ZM133 59V60H132ZM149 59H151V57H149ZM148 59V60H149ZM229 59V58H228ZM11 60H13L12 58H11ZM20 60V59H19ZM22 60H20L21 62H22ZM54 60V61H53ZM60 60H59V62H60ZM83 60V61H84ZM110 60H111V58H110ZM118 60V59H117ZM113 61L115 64H116V62H119V61ZM120 60V61H121ZM131 60V61H130ZM136 60V61H135ZM137 60H141V62L139 61H137ZM143 60V61H142ZM154 60H151L152 61V64H153V61ZM197 60V59H196ZM78 61H80L81 62V60H78ZM78 61H76V62H78ZM96 60H94V62H95ZM130 61V62H129ZM150 61V60H149ZM172 61V60H171ZM174 61V60H173ZM181 61V60H180ZM193 61V60H192ZM7 62V61H6ZM28 62H30V61H28ZM41 62V61H40ZM40 62H37L36 64H37V66H39V64L38 63H40ZM58 62V63H59ZM80 62H78V64H79V66H78V64H76V69H79V68H81L82 66H80V64L82 63H80ZM92 62V61H91ZM98 62V61H97ZM97 62H95V63H97ZM138 62V63H137ZM156 62H159V61H156ZM185 63H186V59H185V61H184ZM11 63H13L12 61H11ZM14 63H15V61H14ZM23 63V62H22ZM43 63V62H42ZM58 63H55V64H58ZM95 63H94V66H95ZM114 63H108V64H106L105 66H106V68H108L109 66L108 65H114ZM127 63H128V65H127ZM136 63V64H135ZM140 63V64H139ZM150 63V62H149ZM149 63H147V65L149 64ZM154 63H155V61H154ZM162 63V62H161ZM176 63V62H175ZM189 63V62H188ZM3 64V63H2ZM30 64V63H29ZM31 64H32V62H31ZM44 64V63H43ZM42 64V65H43ZM46 64H44L42 67H41V65H40V67L41 68H43ZM50 64V68H52V66L53 65H51ZM84 64H86L85 62H84ZM83 64V65H84ZM89 64V63H88ZM98 64H100V63H97L96 65L97 66H99ZM101 64H102V62H101ZM137 64H139V65H137ZM145 64V63H144ZM202 64V63H201ZM213 64V63H212ZM15 65V64H14ZM18 65V64H17ZM82 65V64H81ZM122 62H120V66H119V68H121L122 66ZM163 65V64H162ZM168 65V64H167ZM176 65V64H175ZM185 65V64H184ZM12 66V65H11ZM16 66V65H15ZM35 66V65H34ZM36 66V67H37ZM58 66V65H57ZM75 66V65H74ZM74 66H72V67H74ZM105 66H103L102 67V69L104 70V68H105ZM108 66V67H107ZM116 66V65H115ZM151 66V65H150ZM170 66V65H169ZM171 66H172V63H171ZM177 66V65H176ZM205 66V65H204ZM7 67H9V66H7ZM35 67V68H36ZM54 67H55V65H54ZM90 67V66H89ZM88 66H87V68H86V70L89 68ZM112 67V66H111ZM159 67V66H158ZM168 67V66H167ZM173 67H174V65H173ZM4 68V67H3ZM15 68V67H14ZM23 68V67H22ZM50 68H49V70H50ZM75 68V67H74ZM74 68H73V70H74ZM93 69V66H91L89 69H88V71H87V74ZM95 68H97V67H95ZM112 68H114V67H112ZM123 68V67H122ZM121 68V69H122ZM135 68V67H134ZM164 68H165V66H164ZM169 68V67H168ZM175 68V67H174ZM191 69H192V66L190 67ZM9 69V68H8ZM101 69V70H102ZM118 69V68H117ZM115 70L114 72H112V73H115V72H117L118 70ZM120 69V70H121ZM156 69V68H155ZM154 69V70H155ZM159 69V68H158ZM186 69V68H185ZM7 70V69H6ZM53 70V69H52ZM59 70V72L62 70V68L60 69H58ZM58 70L56 71V72H58ZM69 70H70V68H69ZM69 70H67L66 71V73H65V69H64V72H63V70L61 71V73L63 74V73H65V74H67L68 72H70ZM99 70H100V68H99ZM98 70V72L100 73L101 71H99ZM124 69L123 70H121V71H125ZM131 70H133V68L131 69ZM130 70V71H131ZM136 70V69H135ZM166 70V69H165ZM190 70V69H189ZM43 71V70H42ZM45 71H48L47 69L45 70ZM44 71V72H45ZM80 72H81V70H79ZM83 72H81V73H79L78 72V70L73 74L72 72V74L73 75H75L76 76V74H77V72L79 73V74H77L78 76L80 75V77H78V79L80 80V79H83V80H81V81H83V84L86 82V81H89V80H86V79H89L91 76H90V74H89V76L87 75H85V73H84V70H82ZM93 71V70H92ZM91 71V72H92ZM108 71V70H107ZM106 71V72H107ZM111 71V70H110ZM141 71V70H140ZM144 71V70H143ZM153 71V70H152ZM183 71V70H182ZM11 72H13V71H11ZM15 72V71H14ZM52 72V71H51ZM86 72V71H85ZM90 72V73H91ZM98 72H95L96 74H98L99 75V73ZM103 72V71H102ZM109 72V71H108ZM107 72V73H108ZM118 72H120V71H118ZM138 72V71H137ZM155 72H156V70H155ZM169 72H171V70L169 71ZM184 72V71H183ZM183 72H180V73H182L183 74ZM191 72V71H190ZM208 72V71H207ZM8 73V72H7ZM46 73V72H45ZM49 73V72H48ZM47 73V74H48ZM83 73H84V75H83ZM107 73H105L106 75H107ZM111 72H110V74H112ZM121 73V72H120ZM124 73H122V74H124ZM134 73V72H133ZM135 73H136V71H135ZM139 73V72H138ZM151 73V72H150ZM179 73V72H178ZM8 74H10V73H8ZM41 74V73H40ZM60 74V73H59ZM62 74H60V75H62ZM69 74V73H68ZM72 74H70V77L71 76H73ZM96 74H94V75H96ZM121 74V75H122ZM124 74V75H125ZM127 74H129V73H127ZM126 74V75H127ZM147 74V73H146ZM146 74H144V75H146ZM154 74V73H153ZM153 74H152V76H153ZM168 74V73H167ZM166 74V75H167ZM48 75H50V74H48ZM47 75V76H48ZM92 75V74H91ZM109 75V74H108ZM120 74L118 73V76L115 74V75H109V76H112L111 78L112 79H114V76H117V77H120L119 76ZM124 75H122V76H124ZM132 75V74H131ZM134 75V74H133ZM143 75V76H144ZM149 75V74H148ZM156 75H158V74H156ZM201 75V74H200ZM226 75V74H225ZM3 76V75H2ZM6 76H8V75H6ZM40 76V75H39ZM46 76V75H45ZM64 76V75H63ZM67 76V75H66ZM65 76V77H66ZM121 76V77H122ZM140 77V78H143V80L146 78L145 76V78L144 77ZM150 76V75H149ZM164 76V75H163ZM9 77H10V75H9ZM44 77V76H43ZM49 77V76H48ZM47 77V78H48ZM54 77V76H53ZM53 77H51V79L50 80H47V81H45L43 84H50V83H52V81L56 78V76H55V78L54 79H52ZM61 77V76H60ZM60 77H59V79H60ZM69 77V76H68ZM69 77V78H70ZM107 77V76H106ZM106 77L104 76L103 77V79L105 78L106 79ZM120 77V78H121ZM125 77V76H124ZM129 77L130 76H128V79H129ZM134 77V76H133ZM137 77V76H136ZM226 77V76H225ZM0 78H1V76H0ZM3 78V77H2ZM12 78V77H11ZM20 78V77H19ZM35 78V77H34ZM46 77H45V79H47ZM131 79H132V77H130ZM135 78V77H134ZM139 78V79H140ZM148 78V77H147ZM156 78H158V77H156ZM156 78H154V80L156 79ZM161 78V77H160ZM173 78V77H172ZM15 79V78H14ZM13 79V80H14ZM59 79L57 80V81H59ZM61 79H63L62 77H61ZM60 79V81H62ZM68 79V78H67ZM94 81L97 79V77L95 76L94 78ZM93 79H91L90 78V81H92ZM108 79V78H107ZM110 79V78H109ZM117 79V78H116ZM130 79V80H131ZM137 79H138V77H137ZM137 79H134V81L136 80L137 81ZM159 79V78H158ZM175 79H177V78H175ZM198 78H196V80H197ZM12 80V81H13ZM42 80H43V78H42ZM52 80V81H51ZM56 80V79H55ZM115 80V79H114ZM133 80V79H132ZM151 80V79H150ZM178 80V79H177ZM193 80V79H192ZM81 81H79L78 82V84L80 85V86H82V82ZM87 82V83H91V82ZM102 81H104V80H102ZM111 81V80H110ZM141 81V80H140ZM187 81V80H186ZM191 80H189V82H190ZM198 81V80H197ZM196 81V82H197ZM6 82V81H5ZM15 82V81H14ZM13 82V83H14ZM105 82H107V81H105ZM109 82V81H108ZM113 82V80L111 81V82H109V83H112ZM131 82V81H130ZM133 82V81H132ZM131 82V83H132ZM153 82V81H152ZM155 82H157V79H156V81ZM172 82V81H171ZM196 82H194V84H196V85H198ZM206 82V81H205ZM2 83V82H1ZM7 83V82H6ZM5 83V84H6ZM16 83V82H15ZM64 83H66V82H64ZM71 83H72V81H71ZM70 82L68 83L69 85L71 84ZM73 83H75V84H73L71 87L73 88H75V85H77V82L75 81H73ZM93 83V82H92ZM104 83V82H103ZM124 83V82H123ZM141 83H143V82H140V84ZM144 83H146V81H144ZM148 83H150V82H148ZM183 83V82H182ZM199 83V82H198ZM260 82H258V83H256V84H254V85H256L255 87H254V85H253V87L251 86L250 88L251 89H249L250 91H247V90H244V91H246L245 93H243L242 94V92H244V91H242L241 89L240 90H236V88L235 87H232V86H227V85H229V84H227V85H225V86H223V87H220V88H216V87H214V88H216V89H213L212 91H213V94H212V92H211V95L213 96V95H217V94H222V96H221V100H220V102H219V98L217 99H214L213 100V102H211L212 104H209L211 107L210 108H208L207 107V109L205 110L204 109V105H203V107L201 106V105H199V106H201V108H203V110H205V111H201L202 109L198 106V107H196L195 108V106H194V110L195 109H197L198 110V108H200V110H198V111H200V113L202 112V113H205V116L204 117H210L209 115H215L214 114V108H213V106H214V102H216V105H217V102H219V104H218V111H224V113H226L227 114V110H229L230 108H232L234 105H236V109L239 107H242V108H244V110L242 111L241 110V112L239 113V114H237L239 111H237V113L235 112V113H232V114H230V116H229V114H228V117L226 116V115H224V114H222V115H224V116H222V115H220L221 116V118L219 117V118H216V119H218L219 120V122H217V120L216 121H214V122H212V120H211V123L209 124L208 122H206V124L208 123L209 125L207 126V127H210V126H217V127H215V129H216V131L214 130V129H211V128H209V129H211L210 131L212 132V130L214 131L212 134L209 132V130H208V134H206V136H204V139H207V140H209V141H204L205 143V146H203V147H201L200 146V144L202 143V141H198L199 142V145L197 144V143H195V141L193 140V138L191 139V140H189L188 142H191V143H193V144H189L188 143V145H190L188 148H185L186 149V151H188V152H186V155H188V157H189V155L190 156H192V158L191 159H193V160H191V161H193V164L195 163V165L194 166H190V164L192 163L191 161H190V163H189V167L188 168H190V167H192V169H194V174L196 175V178H193V177H190V178H193V179H190V178H188L187 180H184V181H189L188 183H186V182H184L185 184H187L186 186L185 185H182L181 187H183L184 186V188H176L177 186H175V188L176 189H181V192H179V194H178V192L177 193H175V191H174V196L172 197V199L170 198L169 200L168 199H166V200H164L165 202H163L162 203V206H164L165 205V203H166V201L168 202V201H172V202H170V203H167L166 204V207H163L162 208V206H161V204L160 205H158V207L159 206H161V210L159 209V210H156L158 213H159V215H160V211H161V213H162V211H163V217L164 218H173V219H176V218H178L177 219V222L175 221L174 223H176V224H173L178 230H183V229H185L186 230V232H185V234H184V232L182 233L181 232V234L182 235H178V238L177 239H173V241H175V243L174 242H171L172 240H171V238H169V233H172L173 232V234H175L174 233V231H172V228L171 227H174V226H171L169 229H170V232L168 233V231H167V234H169V235H167L166 233H164L163 232V226H161L160 224L162 223V222H164V220L165 219H163V221L161 222V223H159V225H157L158 227H156V231H155V233L157 234V235H155V236H157V237H155V238H157L156 240H155V242L157 241V240H159V242H158V246L159 247H151V248H147L149 245H151V244H149V245H146V247H145V250L143 249L142 250V252H141V249H140V253H142L141 254V256H140V253H139V255H137L138 257H136V254H135V259L136 260H145V259H148V257L149 256H151L152 257V254L154 253V254H157V256L156 255H153V256H156V257H152V259L150 258V259H148V264H163L164 262H166L167 261V263L168 264H170L168 261H170L171 259H173V257H175V254H177L178 252L179 253H182L181 251V249H179L180 247L182 248L183 246H184V248L186 247V249H183V251L185 250V251H187V252H185V253H189L190 255L189 256H192V258H194V259H198V258H204L203 260H199V261H202V262H200V263H197L196 262V264H222L223 262V264H264V171L263 170H261L260 171V168H261V166H264V154L261 156L258 152H257V154H259L260 155V157H254L255 155H257V154H254V156H253V151H254V149H257V148H262L263 147V149H261V150H264V124L263 125H260L261 124V121L264 119V117L262 118V120H260V119H258L257 121L255 120V123L252 121L251 123H252V125L253 124H255V126L253 125V128H250L249 129V124H250V120L253 118V115H257L256 113H255V111L256 112H264V108H263V101H261L262 103H256V102H259L260 100H257L256 98L258 97V93H259V91H260V88L258 87L259 85H257V84H259ZM264 82H261V84H263ZM4 84V85H5ZM42 84V83H41ZM67 84V85H68ZM108 84V83H107ZM133 84V83H132ZM131 84V85H132ZM136 84V83H135ZM194 84H191L192 86H190V87H188V88H195V85ZM222 84V82L220 83V85ZM1 85V84H0ZM79 85H77V86H79ZM85 85V84H84ZM92 85V84H91ZM110 85V84H109ZM124 85H126L125 83H124ZM127 85H128V87H130L131 85L130 84H128L127 83ZM185 85H186V83H185ZM211 85H213V84H211ZM13 86V85H12ZM11 86V87H12ZM49 86V85H48ZM53 86V85H52ZM69 86V87H70ZM113 86V85H112ZM115 87L113 88L114 89V91H116V89L117 90H119L120 89V86L118 87V85L116 86V84L114 85ZM122 86V85H121ZM136 86V85H135ZM184 85H182V87H183ZM194 86V87H193ZM202 86V85H201ZM93 86H90L89 88H91V89H93L92 88ZM117 87V88H116ZM128 87L126 86L124 89H125V92L126 91H128ZM132 87V86H131ZM150 87V86H149ZM152 87V86H151ZM8 88V87H7ZM5 89V91H9L8 89H10V88H8V89ZM13 88V87H12ZM12 88H11V92L13 91L12 90ZM51 88V87H50ZM49 88V89H50ZM54 88V87H53ZM74 88H73V90H74ZM76 88H78V87H76ZM75 88V89H76ZM89 88H85V90L83 91V92H85V93H82V95L84 94V96L87 98V99H90V100H88V102H89V105H90V101L92 100V98H89L88 96H90V97H93V96H91V95H94V94H92L91 92H93L95 89H96V86H95V89L94 90H92L91 91V89H90V93L88 92L89 91ZM112 88V87H111ZM119 88V89H118ZM123 88V87H122ZM121 88V91H120V96L122 95V89ZM142 87H140V88H138L137 86H136V88L134 89V90H136V89H141ZM188 88L186 89V88H184L185 90H183L182 91V93H181V95H183V97H184V94H185V91L187 90V91H190V89L188 90ZM201 88V87H200ZM200 88H199V90H200ZM212 88V87H211ZM14 89V88H13ZM60 89V88H59ZM62 89V88H61ZM202 89H204V88H202ZM17 87H16V92H17ZM52 90V89H51ZM69 91H71V88L70 89H68ZM72 90V91H73ZM79 90V89H78ZM97 90V89H96ZM131 90V89H130ZM142 90V89H141ZM194 90V89H193ZM198 90V89H197ZM196 90V91H197ZM199 90L197 91V92H199ZM4 91V90H3ZM118 91V92H119ZM143 91V90H142ZM202 91V90H201ZM234 91V92H233ZM18 92H20V90L18 91ZM17 92V93H18ZM22 92V91H21ZM16 93V95H15V93H13L15 96L13 97V94H12V97H13V99L15 98V97H17L16 98V100H19L21 97H22V94L23 93ZM74 92H75V90H74ZM76 92H77V89H76ZM76 92H75V94H76ZM87 92V93H86ZM95 92V91H94ZM93 92V93H94ZM99 92V91H98ZM117 92V91H116ZM117 92V93H118ZM133 91H131V94H129V91H128V94H127V92H126V96H125V98L124 99H122L120 102L119 101H117V103H115V102H112V99H113V97H111V103L109 104V110H111V109H113V111L115 112L116 110H117V113L118 112H121L122 113V109H123V107H124V105L126 106V104L127 103H134V101H136L137 100V98H138V96H139V94H140V92H139V94H137L138 93V91H134V92H137V93H132ZM191 92V91H190ZM189 92V93H190ZM6 93V92H5ZM10 93V92H9ZM8 93V94H9ZM46 93V92H45ZM110 93V92H109ZM112 93V92H111ZM184 93V94H183ZM188 93V92H187ZM49 94V93H48ZM53 96H54V94L53 93H51ZM50 94V96H52ZM65 94V93H64ZM72 94V93H71ZM88 94V95H87ZM101 94V93H97V96L96 97H98L99 95ZM114 94V93H113ZM113 94H112V96H113ZM124 94V93H123ZM194 94V93H193ZM206 94L207 95H205V97L206 96H211L210 95V93L208 94L207 92H206ZM11 95V94H10ZM18 95V96H17ZM43 95H44V93H43ZM68 95V94H67ZM74 95V94H73ZM82 95H81V97H82ZM166 95V94H165ZM190 95V94H189ZM192 95V94H191ZM189 96V98H188V100L190 99V97H192V96ZM199 95V94H198ZM261 95V94H260ZM26 96V95H25ZM32 96V95H31ZM102 96H104L105 97V94L104 95H102ZM120 96H119V98H120ZM124 96V95H123ZM262 97H263V94L261 95ZM42 97V96H41ZM46 96H44V99H46L45 98ZM66 97V96H65ZM79 97V96H78ZM77 97V98H78ZM109 97V96H108ZM157 97V96H156ZM161 97H163V96H161ZM178 97V96H177ZM182 97V96H181ZM203 97V96H202ZM209 97H207V98H209ZM47 98H49V96L47 97ZM55 98V99H54ZM76 98V99H77ZM100 98V97H99ZM160 98V97H159ZM178 98H180V97H178ZM195 98V97H194ZM197 98V97H196ZM261 98V97H260ZM7 99V98H6ZM9 99H10V101H12L11 100V96L9 97ZM23 99V98H22ZM35 99H37V98H35ZM44 99H43V101H44ZM57 97H50L48 100H47V103L45 102V104H42L40 101H42V99H39L40 101H36V100H32L31 102H29V104L27 105V107L30 109L29 110V113H30V111L31 112H33L34 111V113H33V115L34 114H37V112L39 111L42 115L41 116H39V118L37 119V121H36V123H39V124H41V123H43L44 121H48V119H49V121H50V119L52 120V119H54V116H56L57 115V113H59L60 112V110H61V106L60 107H58L59 106V104H57L56 102H57ZM86 99V100H87ZM98 99V98H97ZM169 99V98H168ZM202 99H205L204 97L202 98ZM38 100V99H37ZM54 100V101H53ZM56 100V101H55ZM64 100V99H63ZM71 100V99H70ZM69 100V101H70ZM73 100V99H72ZM162 100V99H161ZM178 101H179V99H177ZM177 100H175L176 102H174L173 104L175 105V104H178L177 103ZM182 100V99H181ZM201 100V99H200ZM255 100H257V101H255ZM23 102H21V100H20V103H21V105H23L24 104V100H22ZM98 100H96V101H93L94 103H96V105H97V102ZM114 101V100H113ZM199 101V100H198ZM203 101V100H202ZM211 101H212V99H211ZM14 102H15V100H14ZM62 102V101H61ZM86 102V101H85ZM92 102V103H93ZM105 102V101H104ZM109 102V101H108ZM138 103L140 102V99H139V101H137ZM181 102V101H180ZM183 102H187V100L185 101V99L183 100ZM190 102V101H189ZM194 102V101H193ZM196 102V101H195ZM208 102L210 103V101L208 100ZM19 103V102H18ZM20 103H19V105H20ZM23 103V104H22ZM87 103V102H86ZM94 103H93V105L92 106H94ZM133 103H132V105L130 104V105H128V106H133ZM150 103V102H149ZM182 103V102H181ZM9 104H10V102H9ZM12 104V103H11ZM80 104V103H79ZM84 104V103H83ZM99 104V103H98ZM107 104V103H106ZM134 104H136V102L134 103ZM140 104V103H139ZM146 104H147V102H146ZM156 104V103H155ZM172 104V106L174 107V105ZM204 104V103H203ZM208 104V103H207ZM263 104V105H262ZM14 105V104H13ZM13 105H11L12 107H13ZM17 105V104H16ZM143 105V104H142ZM170 105V104H169ZM181 105V104H180ZM179 105V106H180ZM238 105V106H237ZM84 106V105H83ZM139 106V105H138ZM138 106L136 107V108H138ZM141 106V105H140ZM146 106V105H145ZM156 106H157V104H156ZM176 106V105H175ZM179 106H178V108H176V110L177 109H179ZM246 106H248V107H246ZM8 107H10V106H8ZM11 107V108H12ZM22 107V106H21ZM26 107V109L28 110V108ZM135 107V106H134ZM142 107V106H141ZM173 107H169V108H173ZM23 108H25V106L23 107ZM59 108V109H58ZM83 108V107H82ZM92 108V107H91ZM126 108V107H125ZM129 108H131V107H127V109H129ZM140 108V107H139ZM152 108V107H151ZM154 108H156V107H154ZM158 108V107H157ZM187 108H188V110L186 109V114H185V116L183 117L182 116V119L183 120H185V122H192V120H196V119H193V117H195V112H196V110L195 111H193V109H191V110H189V106L187 105ZM239 108H238V110H239ZM20 109V108H19ZM105 109H108L107 107L106 108H104V110ZM115 109V110H114ZM120 109V110H119ZM126 109V110H127ZM142 109L143 108H141V110L139 111V112H137V114L138 115H140V112H142ZM74 110V109H73ZM79 110V109H78ZM119 110V111H118ZM126 110H124V111H126ZM135 110V109H134ZM144 110H145V108H144ZM148 110V109H147ZM160 110V109H159ZM165 110V109H164ZM170 110V109H169ZM232 110V109H231ZM231 110H229L228 111V113H230V111ZM234 110V109H233ZM23 111V110H22ZM25 111V110H24ZM75 111V110H74ZM156 111V109L153 111V112H155ZM216 109H215V113H216ZM235 111V110H234ZM39 112H38V114L37 115H40L39 114ZM72 112V111H71ZM71 112L69 111V113L71 114ZM88 112V111H87ZM132 112H133V110H132ZM145 112V111H144ZM153 112H152V114H153ZM168 112V111H167ZM175 112V111H174ZM180 112V111H179ZM220 112L217 114L218 116H219V114H220ZM29 113H27V114H29ZM84 113V112H83ZM82 113V114H83ZM86 113V112H85ZM96 113V112H95ZM113 113V112H112ZM124 113V112H123ZM122 113V114H123ZM163 113L165 114L166 112L165 111H163ZM171 113V112H170ZM201 113V114H202ZM32 113H30V115H31ZM65 114H67V115H69L68 113H65ZM64 114V115H65ZM75 114V113H74ZM88 114V113H87ZM149 113H147V115H148ZM163 114V115H164ZM174 114V113H173ZM184 114V113H183ZM21 115V114H20ZM72 115V114H71ZM130 115H132V114H130ZM154 115V114H153ZM152 115V117H154ZM162 115V114H161ZM29 116V115H28ZM35 116V115H34ZM58 116V115H57ZM56 116V117H57ZM61 116H63V115H61ZM60 116V117H61ZM135 116H136V114H135ZM150 116V115H149ZM159 116V115H158ZM165 116V115H164ZM163 116V117H164ZM20 117H22V119H23V116H20ZM63 117H66V116H63ZM63 117H62V119H56L55 120V123H57V124H59V125H63L64 124V120H63ZM80 117H81V115H80ZM87 116H85L84 117V119L86 118ZM137 117V116H136ZM139 117V116H138ZM137 117V118H138ZM145 118H146V116H144ZM181 117V116H180ZM214 117H216V116H214ZM213 117V120L215 119ZM2 117H0V119H1ZM30 118H31V116H30ZM109 118V117H108ZM157 118V117H156ZM169 118V117H168ZM212 118V117H211ZM210 118V119H211ZM261 118V117H260ZM21 119V118H20ZM21 119V121L22 122H20V121H18L19 120V118L16 120L17 122H19V123H21V124H26L28 121H27V119L28 118H26V116L24 117V119L26 120H22ZM65 119V118H64ZM67 119V118H66ZM73 119V118H72ZM83 119V120H84ZM89 119V118H88ZM133 119V118H132ZM136 118L134 117V119L133 120H135ZM148 119H151V117H148ZM153 119V118H152ZM165 119H167V118H165ZM192 119V120H191ZM203 119V118H202ZM6 120V119H5ZM74 120V119H73ZM73 120H72V122H73ZM138 120V119H137ZM136 120V121H137ZM174 120V119H173ZM190 120V121H189ZM33 121V120H32ZM67 121H69V118H68V120ZM66 121V122H67ZM78 121H82L81 119L80 120H78ZM140 121V120H139ZM141 121H144V123H145V120H141ZM140 121V122H141ZM260 121V122H259ZM264 121V120H263ZM16 122V123H17ZM51 122V121H50ZM65 122V123H66ZM70 122H71V119H70ZM69 122V123H70ZM75 122V121H74ZM77 122V121H76ZM87 122V121H86ZM86 122H84V123H86ZM128 122V121H127ZM140 122L139 123H137V125L138 124H140ZM190 122V123H191ZM210 122V121H209ZM3 123V122H2ZM13 123H15V122H13ZM19 123H17V124H19ZM44 123H46V122H44ZM51 123H53V122H51ZM132 123V122H131ZM156 123H157V120L156 121H147V123H146V128L147 129H151L152 127V129H155L154 127L156 126V128H158L157 126L158 125H161V124H159V122L157 123L158 125H156ZM189 123V124H190ZM257 123H259L258 125H260V126H258V125H256ZM263 123V122H262ZM32 124V123H31ZM81 124H83V122L81 123ZM108 124V123H107ZM134 124V123H133ZM194 124H195V121H194ZM206 124L204 125V127L206 126ZM11 125V124H10ZM14 125L15 124H13V127H14ZM20 125V124H19ZM30 125V124H29ZM43 125V124H42ZM46 125V124H45ZM54 125V124H53ZM71 125V124H70ZM136 125V126H137ZM178 125V124H177ZM197 125V124H196ZM202 125V124H201ZM9 126V125H8ZM12 126V125H11ZM21 126H23V125H21ZM35 126V125H34ZM86 126V125H85ZM139 126V125H138ZM137 126V127H138ZM167 126V125H166ZM192 126V125H191ZM195 126V125H194ZM203 126V125H202ZM10 127V126H9ZM13 127H11L12 129H13ZM26 127V126H25ZM87 127V126H86ZM89 127V126H88ZM163 127V126H162ZM189 127H190V125H189ZM199 127V126H198ZM198 127H196V128H198ZM206 127V128H207ZM5 128V127H4ZM139 128V127H138ZM144 128H145V124H144ZM160 128H161V126H160ZM159 128V129H160ZM165 128H167V127H165ZM192 128H193V126H192ZM195 128V127H194ZM3 129V128H2ZM2 129H0V137H1V135L3 134V133H5L4 132V130L6 131L7 130V132H8V129H10V128H6V129H3V131H1ZM22 129H23V127H22ZM21 129V130H22ZM140 129H141V126H140ZM152 129H151V131L150 132H152ZM158 129V130H159ZM189 129H191V127L189 128ZM200 129V130H199ZM202 129H205V128H202ZM185 130V129H184ZM184 130H182V132H184V134H185V131ZM187 131H188V128L186 129ZM193 130V133H197L198 131H197V129H196V131L197 132H195V130L194 129H192ZM191 130V131H192ZM198 130L199 131H201V126H200V128H198ZM35 131V130H34ZM53 131V130H52ZM141 131V130H140ZM147 132H148V130H146ZM156 131V130H155ZM167 131V130H166ZM189 132V134L191 133V134H193L192 132ZM3 132V133H2ZM40 132V131H39ZM149 132V133H150ZM161 132V131H160ZM143 133V132H142ZM153 133V132H152ZM161 133H163V132H161ZM173 133H174V131H173ZM198 133H201V135H202V132H198ZM22 134V133H21ZM107 134H109V129H108V133H107V131H106V134L105 135H107ZM126 134V133H125ZM139 134V133H138ZM144 134V133H143ZM154 134V133H153ZM171 133H169V135H170ZM178 134H179V131H178ZM182 134V133H181ZM188 134V137L189 136H191V135H189ZM110 135H112V134H110ZM145 135V134H144ZM143 135V136H144ZM146 135H149V134H147L146 133ZM159 135V134H158ZM162 134H160L159 136H161ZM169 135H167L166 137L164 136H162L161 138H158V137H156L157 136V134L155 135V137H153L152 136V138H151V136L148 138L147 136H145V137H147V139H149L148 141H147V143H145V144H142V142H139V143H141L142 145H144L143 147H142V145H140L139 143L137 144L138 145V147L137 148H139V145H140V149L139 150H132L134 147L133 146H131L130 148H127L128 150H132V151H136V152H138V151H140V152H142V151H145L144 153H142V154H137V153H135V154H137V155H135V154H133L132 153V155L134 156L133 157V159H132V155H131V159L132 160H129L128 159V156L130 155V153L128 154V155H125L121 160L122 161H124L125 162V160L127 159L128 161H131V162H129V163H124L123 162V164H126V165H136V164H139L140 163V165H141V162H143V166H145V167H147L148 165H149V163L147 164V166H146V163L144 164V162L146 161V162H150L151 164H150V167L148 168V170L146 171L145 170V172L144 173H147L146 174V176H148L151 172H152V170L150 169L152 166L151 165H153V167H152V169L154 170V171H157L158 173L159 172H161L160 174H162L163 172L165 173V171L167 172L170 168H171V164L173 163V162H175L176 163V161L177 160H179V157L181 158V155H177V153H176V151H177V143H179V142H182L183 141V137H181V136H183V135H180V136H178L177 135V143H176V145H175V143L173 144V142L176 140H172L171 139V141L169 142L168 141V144L166 145V144H164V145H166V146H168V150L169 151H167V147H166V151L164 150V149H161L163 146H161V143H167L166 142V140L168 139L167 137H169ZM187 135V134H186ZM186 135H184V136H186ZM195 135V134H194ZM241 135H243V136H241ZM4 136V135H3ZM9 136H10V134H9ZM15 136V135H14ZM142 136V137H143ZM171 136L172 137H174V135H172L171 134ZM170 136V137H171ZM199 136V135H198ZM104 137V136H103ZM115 137V136H114ZM141 137V138H142ZM144 137V138H145ZM239 137V139L240 140H238L237 138ZM240 137H242V139L240 138ZM10 138H12V137H10ZM108 138V137H107ZM111 138V137H110ZM201 138V137H200ZM7 138H5V140H6ZM14 139V138H13ZM188 139V138H187ZM196 141L197 140H199V138L196 136ZM238 141H237V140ZM109 140H111V139H109ZM144 140H146V139H144ZM186 140V139H185ZM187 141V140H186ZM194 141V142H193ZM236 141V142H235ZM1 142V141H0ZM145 142V141H144ZM143 142V143H144ZM201 142V143H200ZM206 142L207 143H209L210 145H208V146H210V147H208V146H206ZM10 143V142H9ZM8 143V144H9ZM14 143V142H13ZM187 143V142H186ZM195 143V144H194ZM15 144V143H14ZM34 144V143H33ZM172 144H173V146L174 147H177L175 150H172V149H170V148H172ZM203 144V145H204ZM6 145V144H5ZM11 145H12V142H11ZM99 145V144H98ZM163 145V144H162ZM186 145V144H185ZM187 145V146H188ZM179 146V145H178ZM6 147V146H5ZM21 147V146H20ZM39 147V146H38ZM135 147V148H136ZM142 147V148H141ZM186 147V146H185ZM205 147H207V148H205ZM1 148V147H0ZM3 148V147H2ZM136 148V149H137ZM126 149V150H127ZM174 149V148H173ZM182 149V148H181ZM1 150V149H0ZM24 150H25V148H24ZM39 150V149H38ZM161 150H163L166 154L164 155V156H162L161 155V153L163 152V151H161ZM178 150H179V148H178ZM22 151H23V149H22ZM125 150H121L120 151V155H121V153H123ZM256 151V150H255ZM8 152V151H7ZM21 152V151H20ZM128 152H130V151H128ZM178 152V151H177ZM184 152V151H183ZM182 152V153H183ZM261 152V151H260ZM26 153V152H25ZM139 153V152H138ZM1 154H3L1 151H0V159L1 160H3L1 157H3L4 156V154H3V156L1 155ZM12 154V153H11ZM16 154V153H15ZM22 154H23V152H22ZM105 154V153H104ZM104 154H102V155H104ZM180 154H181V152H180ZM25 155V154H24ZM76 155V154H75ZM98 155V153L95 155V156H97ZM101 155V156H102ZM110 155H111V157H112V154L110 153ZM115 155V154H114ZM119 155V154H118ZM258 155V156H259ZM94 156V158L92 159L91 158V160H90V163L91 162H93V163H97L98 161H100V155L98 156V157H95ZM104 156H106V155H104ZM104 156H103V158H104ZM127 156V158L125 159V157ZM184 155L182 154V157H183ZM100 157V158H99ZM111 157H109V158H111ZM58 158V157H57ZM5 159V158H4ZM31 159V158H30ZM49 159V158H48ZM53 159V158H52ZM105 159H106V157H105ZM104 159V160H105ZM108 159V158H107ZM117 159V158H116ZM125 159V160H124ZM186 159V157L184 158V160ZM189 159V158H188ZM214 159H216L217 161L216 162H213V160ZM103 160V161H104ZM127 160H126V162H127ZM5 161V160H4ZM27 161V160H26ZM36 161V160H35ZM50 162L52 161V160H49ZM54 161V160H53ZM52 161V162H53ZM62 161V160H61ZM106 161V160H105ZM182 161V160H181ZM181 161H178L177 163L178 164H180V163H182V164H184L183 162H181ZM246 161H250V162H247V164L249 163H251L250 165L248 164L247 165V167H245L246 165ZM3 162V161H2ZM1 162V163H2ZM32 162V161H31ZM48 162V161H47ZM58 162V161H57ZM111 162V161H110ZM185 162V161H184ZM188 162V161H187ZM102 163V162H101ZM100 163V164H101ZM176 163V164H177ZM79 164V163H78ZM109 164V163H108ZM117 164V163H116ZM121 164V163H120ZM48 165V164H47ZM125 165V166H126ZM139 165V166H140ZM171 165V166H170ZM175 165V164H174ZM192 165V164H191ZM66 166V165H65ZM68 166H69V164H68ZM95 166V165H94ZM125 166H122V167H119V169L121 168V170H118V171H120L121 173H122V175H128L127 176V178L128 179H131V181H132V179H136L137 181H138V183H137V181H136V183H137V185H133V186H137L136 187V189L138 190V191H136V193L134 194V193H132L131 192V195H133V196H135V197H133V196H131L130 197V199L132 198V200H130L129 199V197H128V199L130 200H128L127 199V203H132V202H134V203H136L137 202V199L139 200V199H143V198H145V197H143L142 196V198H140V196L141 195H143L145 192H147L148 190H149V188L150 187H148L147 185L148 184H144V182L142 181L141 182V179H142V177L140 176V174L138 173L139 171L138 170H140L138 167V165H136L135 167V169L136 170H134V172H131V170H130V166H128L129 168H127V167H125ZM138 166V167H137ZM143 166H140V168H142ZM183 167H186L187 168V166H186V163H185V165H182ZM244 166V167H243ZM48 167V166H47ZM70 167V166H69ZM96 167V166H95ZM111 167V166H110ZM110 167H108V168H110ZM179 168V171L180 170H182L183 169V167L181 168V164H180V166H178ZM194 167V168H193ZM65 169H67L68 167L66 166V167H64ZM71 168V167H70ZM73 168V167H72ZM82 168V167H81ZM177 168V167H176ZM185 168V169H186ZM188 168L186 169V170H188ZM41 169V168H40ZM65 169L63 170V171H65ZM77 169V168H76ZM87 169V168H86ZM104 169V168H103ZM138 169V170H137ZM144 169V168H143ZM145 169H147V168H145ZM150 169V170H149ZM178 169L176 170V169H173V170H175V171H170L169 173L171 174L172 172H176L177 173V176L179 175V177H181V174L183 175V173H184V171H183V173H182V171H181V173L178 171ZM263 169V168H262ZM44 170V169H43ZM72 170V169H71ZM109 170V169H108ZM61 171V170H60ZM67 171V170H66ZM66 171L64 172V173H66ZM70 171V170H69ZM136 171V172H135ZM140 171H142V169L140 170ZM189 171V170H188ZM188 171H187V173H188ZM254 171H257V175L256 174H249V176H251V177H249L248 179H245L244 177H247V176H244V174H246V173H249V172H254ZM54 172L55 171H53V172H48L45 176H44V179H43V181L44 182H47V183H49V182H51V179H52V176H54L55 174H56V172H55V174H54ZM68 172V171H67ZM91 172V171H90ZM112 172V171H111ZM114 172V171H113ZM120 172H118V173H120ZM158 173H156V174H158ZM176 173H174V174H176ZM101 174V173H100ZM115 174V173H114ZM114 174L112 175V176H114ZM142 174V173H141ZM155 174V173H154ZM170 174L168 175V172L167 173H165V177H167V175H168V177L170 176ZM174 174H171L173 177H174ZM58 175V174H57ZM98 175V174H97ZM116 175H117V172H116ZM119 175V174H118ZM117 175V176H118ZM145 175V174H144ZM164 175V174H163ZM61 176V175H60ZM111 176V177H112ZM117 176H114L113 178L115 179V178H118ZM176 176V175H175ZM184 176V175H183ZM244 176V177H243ZM87 177V176H86ZM123 177V176H122ZM125 177V176H124ZM161 177V176H160ZM163 177V176H162ZM161 177V178H162ZM189 177V176H188ZM21 178V177H20ZM54 178V177H53ZM110 178V177H109ZM113 178H111L113 181H111V180H109V181H111V182H109L110 184H111V187L112 186H115V184H117V179H113ZM154 178H156L155 176H154ZM156 178V179H160V182H161V184L163 185V186H158V189L156 188L155 190H159L158 191V196L157 197H155L157 194V192H154L155 194H153V192L152 193H150L151 191H149V192H147V193H149V195H152L151 196V198H150V200L149 201H147V202H157V201H159V200H163V199H165L166 197H167V195L169 194V191H168V189L170 188V186L172 185V183H173V180H174V178L173 179H171L170 180V182H167L168 180L166 179V178ZM170 178V177H169ZM168 178V179H169ZM22 179V178H21ZM33 179V178H32ZM42 179V178H41ZM40 179V180H41ZM55 179V178H54ZM54 179H52V180H54ZM63 179H64V177H63ZM156 179L154 180H152L153 181V184L151 183V181H149V180H147V182H150V184L152 185V187L153 186H156V185H158V184H160V183H158V181L159 180H157V182L155 183L156 185H154V181H156ZM163 179H164V181H165V179L167 180V181H165V183H164V181H163ZM176 179V178H175ZM191 181H190V180ZM35 180V179H34ZM37 180V179H36ZM61 180V179H60ZM122 180H126V182L127 181H129V180H127L126 178H122ZM151 180V179H150ZM162 180V181H161ZM27 181V180H26ZM42 181V182H43ZM49 181V182H48ZM121 181V180H120ZM181 181L183 182V180L181 179ZM180 181V183H182ZM34 182V181H33ZM33 182H32V184H33ZM107 182V184H109ZM146 182V181H145ZM175 182V181H174ZM46 183V184H47ZM102 182L100 181L99 182V184L102 186H100L99 187V185H97V187H98V189L99 190H104L103 188V186H105V185H102V184H106V183H102ZM115 183V184H114ZM123 181L122 182H120L119 183V185L121 184L122 186H123ZM131 183V182H130ZM158 183V184H157ZM179 183V184H180ZM183 183V184H184ZM26 184H27V182H26ZM49 184H52V183H49ZM49 184H48V186H49ZM114 184V185H113ZM149 184V186H151ZM178 184V185H179ZM21 185H22V183H21ZM20 185V187H23V186H21ZM35 185V184H34ZM33 185V186H34ZM53 185V184H52ZM118 185V184H117ZM129 185V184H128ZM127 185V186H128ZM181 185V184H180ZM179 185V186H180ZM24 186H26L25 184H24ZM132 186V187H133ZM19 187V188H20ZM38 187V186H37ZM53 187V186H52ZM92 187V186H91ZM110 187V186H109ZM110 187V188H111ZM116 187V186H115ZM117 187H119V186H117ZM151 187V188H152ZM159 187H160V189H159ZM18 188V189H19ZM26 188V187H25ZM46 188V187H45ZM113 188V187H112ZM124 188H126L125 186H124ZM134 188V187H133ZM150 188V189H151ZM8 189V188H7ZM30 189V188H29ZM36 189V188H35ZM49 189V188H48ZM48 189H46L47 191H48ZM52 189V188H51ZM96 189V188H95ZM114 189H116V188H113V190ZM192 189H198V191L196 192V194L195 195H191L190 194V190H192ZM4 190V189H3ZM20 190V189H19ZM23 190V189H22ZM50 190V189H49ZM91 190V189H90ZM94 190V189H93ZM131 190V189H130ZM1 191V190H0ZM7 191H9V190H7ZM17 191V190H16ZM24 191V190H23ZM30 191V190H29ZM36 191V190H35ZM45 191V190H44ZM59 191V190H58ZM62 191V190H61ZM95 191H97V190H95ZM115 191V190H114ZM113 191V192H114ZM154 191V190H153ZM168 191V192H167ZM172 191V190H171ZM177 191V190H176ZM37 192V191H36ZM50 192V191H49ZM101 192V191H100ZM108 192H110L112 195H113V193L111 192V189H110V191L108 190ZM118 192V191H117ZM120 192V191H119ZM128 191H126V193H127ZM1 193V192H0ZM7 193V192H6ZM102 193V192H101ZM125 193V192H124ZM193 193H195V192H193ZM192 193V194H193ZM3 194V193H2ZM37 194V193H36ZM46 194H48V193H46ZM60 194V193H59ZM80 194V193H79ZM84 194V193H83ZM83 194H81L82 195V197H83ZM105 194H107V193H105ZM111 194H108V195H111ZM116 194V193H115ZM12 195V194H11ZM23 195V194H22ZM22 195H21V192L20 193H18V194H16V195H14V196H12L11 197V199L9 200V201H7V205L9 206H15V205H18V204H16V203H18V202H20L19 200H21V198H23L22 197ZM30 195V194H29ZM80 195V196H81ZM86 195V194H85ZM102 195V194H101ZM130 195V194H129ZM145 195H146V193H145ZM149 195L147 196L146 195V197H149ZM155 195V196H154ZM172 195V194H171ZM4 196H6L5 195V193H4ZM32 196V195H31ZM45 196H47V195H45ZM48 196H50L49 194H48ZM48 196H47V198H48ZM55 196V195H54ZM75 196H77V197H80V196H78V195H76L75 194ZM74 196V198L76 199L77 197H75ZM125 196V195H124ZM154 196V197H153ZM105 197V196H104ZM111 197V196H110ZM169 197V196H168ZM10 198V197H9ZM8 198V199H9ZM25 198H26V196H25ZM36 198H38V197H36ZM46 198V197H45ZM44 197L42 198L41 197V194H40V198L37 200V199H35V200H37L36 201V203H34L35 201H33V203L35 204L34 205V207L35 208H33V207H31V208H33L34 209V211L35 212H37L36 213V215L39 213L38 211H39V209H41V214L43 215V212H42V210L47 206H44V203H46L47 201V199H45ZM54 197H52V199H53ZM56 198V197H55ZM84 198V197H83ZM106 198V200L108 201V206L107 205H103L102 207L104 208V210L103 209H101V210H103V212H102V214H103V216H102V214H100L101 212H98L99 213V216L101 217V219H99V217L98 216H96L97 218H98V220H96V219H94V221L96 220V222H94L95 223V226L94 227H91V228H93V229H95L96 230V228H97V231L95 232L96 233V235H98L97 237H101V236H103V237H105L104 239L105 240H103L102 238V242L100 243H98V245H102V243H104L105 244V246H106V248H105V246H104V248H103V250H106L105 252H107V253H112V252H114V251H116V250H118V249H120V247L124 244V241H125V239H127V238H123V237H125V235H124V233L126 232L127 233V229H129V228H127V226H126V229H124L125 230V232H124V230H122V232H124L123 233V235H122V232H120L121 233V235H122V237L121 238H119V236L118 237H116V235H114L115 233L113 232L114 230H115V232H117L116 230L118 229V228H116L115 227V225H116V222H117V220L118 219H121V218H123V219H125V221L126 222H128L131 218H129V220L127 221V213L125 214L124 212H122V210L124 211V209H126L127 207H126V205L124 206V207H126V208H124V209H119L120 208V206H121V202H119V208H116V207H118V206H112V205H114V203H113V201H114V199H110V200H112L111 202H109V200L107 199V196L105 197ZM24 199V198H23ZM22 199V200H23ZM44 199H45V201H44ZM57 199H58V197H57ZM61 199V200H60ZM59 199V201L58 202H60V201H63L62 199L63 198H60ZM74 199V200H75ZM77 199H79V198H77ZM76 199V200H77ZM96 199V198H95ZM118 199H119V197H118ZM126 199V198H125ZM125 199H123V200H121L122 201V203L125 201L126 202V200ZM21 200V201H22ZM29 200V199H28ZM53 200H55V199H53ZM75 200V201H76ZM106 200H105V202H104V200H103V202L106 204ZM140 200V201H141ZM146 200V199H145ZM148 200V199H147ZM24 201V200H23ZM22 201V202H23ZM100 201V200H99ZM116 201V200H115ZM15 202V204L14 205H12V203H14ZM44 202V203H43ZM67 202V201H66ZM102 202V201H101ZM102 202V203H103ZM182 202H188V205L187 206H185L186 204H183ZM257 204H256V203ZM6 203V202H5ZM25 203V202H24ZM32 203V204H33ZM48 203V202H47ZM51 203H53V201L51 202ZM51 203H48V208L50 207L49 205L51 204ZM63 203H64V201H63ZM61 204V202H60V204L59 203H57L56 205H54V207H53V209H46L47 211H45L44 213V216H42V217H38V219L37 220H35L34 219V217L35 216H33L31 219H34L35 221H33L32 222V224H29V226L30 227H32V228H34V230H35V228H40L43 224H45V227L46 228H44V229H46L47 230V236L49 235H51V231H54V232H56V230H53V229H51V228H54L53 226L54 225H52V227L51 228H48L47 226H49L48 224H47V226H46V219H47V217L50 215V216H52V214H55V213H57L58 214V212H63L64 211V208H66L64 205H65V203L64 204ZM109 203H113L112 205H110ZM137 203H139V201L137 202ZM177 203H182V205H181V207L184 205V207H178V208H176L175 207V204L177 205ZM255 203V204H254ZM28 204V203H27ZM98 204V203H97ZM153 203H151V205H152ZM164 204V205H163ZM254 204V205H253ZM6 205V204H5ZM4 205V206H5ZM20 205V204H19ZM21 205H22V203H21ZM43 205V206H42ZM73 205H75V204H73ZM101 205V204H100ZM110 205V206H109ZM132 205H133V203H132ZM132 205H128L127 204V206H129L128 208H127V210L128 209H131L130 208V206L132 207V209H131V216H133V217H135V218H138V216L140 215V211L142 210L141 208H139V207H136V206H132ZM146 205H148V204H146ZM253 205V207H251V208H253V212L250 210H248V209H246V208H248V207H250V206H252ZM9 206V207H10ZM32 206V205H31ZM41 206H42V208H41ZM53 206V205H52ZM51 206V207H52ZM98 206V205H97ZM138 206H140L139 204H138ZM143 206V205H142ZM16 207V206H15ZM14 207V208H15ZM69 207V206H68ZM101 207V208H102ZM148 207H150V206H148ZM97 208V207H96ZM151 208V207H150ZM149 208V209H150ZM155 209H156V207H154ZM1 209V208H0ZM16 209H17V207H16ZM20 209V208H19ZM69 209H70V207H69ZM145 209V208H144ZM158 209V208H157ZM245 209L249 212V213H247V215H246V211H245ZM14 210V209H13ZM18 210V209H17ZM45 210V209H44ZM43 210V211H44ZM73 210V209H72ZM100 210V209H99ZM126 210V211H127ZM97 211V210H96ZM129 211V210H128ZM148 211V210H147ZM255 211V212H254ZM33 212V211H32ZM35 212H33L32 214H34ZM150 212H152V215L154 214L155 215V213H153V211H150ZM149 212V213H150ZM155 212V211H154ZM251 212V213H250ZM20 213V212H19ZM51 213V214H50ZM146 214H147V212H145ZM158 213H157V215H158ZM40 214V215H41ZM48 214V215H47ZM151 214V213H150ZM150 214H148V215H150ZM56 215V214H55ZM65 215H67V213L65 212V214H64V217H65ZM152 215H150V216H152ZM237 215H238V217H237ZM15 216V215H14ZM49 216V217H50ZM57 216V215H56ZM56 216H54V217H56ZM63 216V215H62ZM90 216H92V215H90ZM94 216V217H95ZM141 216V215H140ZM139 216V218H141V220H139V221H142V217L144 216V214H143V216L142 217H140ZM147 216V215H146ZM145 216V217H146ZM150 216H149V218H150ZM30 217H31V215H30ZM68 217V216H67ZM14 218V217H13ZM60 218V217H59ZM73 218V217H72ZM92 218V217H91ZM134 218V219H135ZM148 218V217H147ZM147 218H146V220H147ZM148 218V219H149ZM26 219H28V217H27V215H26V213L24 212V213H20L18 216H16L12 221H11V219H10V222L9 221H6V222H4L3 220V222L4 223H8L9 225L11 224V225H14V224H18L19 222H23V221H25L26 222ZM30 219V220H31ZM49 219V218H48ZM53 219H56V218H53ZM53 219H52V221H53ZM69 219V218H68ZM93 219V218H92ZM91 219V220H92ZM155 219L156 218H154V220H153V222H155ZM161 219V218H160ZM159 219V220H160ZM51 220V219H50ZM84 220V219H83ZM158 220V221H159ZM170 220V219H169ZM48 221V220H47ZM52 221H50V223L52 222ZM57 222H58V219L56 220ZM60 221V220H59ZM61 221H62V219H61ZM66 221V220H65ZM64 221V222H65ZM76 221H79V220H76ZM82 221V220H81ZM88 221H89V219H88ZM124 220L122 221V225H123V222H125ZM135 221H137V220H135ZM134 221V222H135ZM156 221H157V219H156ZM1 222V221H0ZM27 222H29V220L27 221ZM46 222V223H45ZM63 222V221H62ZM61 222V223H62ZM63 222V223H64ZM90 222V221H89ZM93 222H92V224H93ZM119 222V221H118ZM117 222V223H118ZM125 222V223H126ZM143 222H145V221H143ZM143 222H141V223H143ZM151 222V221H150ZM149 222V223H150ZM152 222V224H154ZM166 222H168V221H166ZM4 223H2V224H4ZM31 223V222H30ZM60 223V222H59ZM130 223H132V222H130ZM139 223V222H138ZM137 223V224H138ZM21 224V223H20ZM23 224V223H22ZM28 224V223H27ZM26 224V225H27ZM51 224H55V222L54 223H51ZM51 224H50V226H51ZM76 224V223H75ZM79 224V223H78ZM83 224V223H82ZM81 224V225H82ZM86 224V223H85ZM88 224H90L91 225V223H88ZM129 224V223H128ZM132 224H134V223H132ZM132 224H129V225H132ZM136 224V223H135ZM136 224V225H137ZM151 224V225H152ZM156 224V223H155ZM155 224H154V227H155ZM166 223H164V225H165ZM24 225V224H23ZM60 225V224H59ZM67 225V224H66ZM66 225H65V228L66 229H71V227H70V224L68 223V225H67V227L69 226V228H67L66 227ZM73 225V223L71 224V226ZM119 225H121V223L119 224ZM128 225V226H129ZM143 225V224H142ZM142 225H140V226H142ZM15 226V225H14ZM25 226V225H24ZM49 226V227H50ZM61 226V225H60ZM140 226H139V228H140ZM30 227H28V228H30ZM58 227V224H56V227L55 228H57ZM75 227H76V230H78L79 228V225H75ZM116 229H115V228ZM122 226H120L119 228H121ZM130 227V226H129ZM132 227V226H131ZM130 227V228H131ZM133 227H135L134 225H133ZM137 227V226H136ZM150 227V225L148 226V228L147 227H145V229L147 230V231H149V230H151V229H153V228H149ZM167 227V226H166ZM174 227V229H175V231H176V228ZM11 228V227H10ZM25 228V227H24ZM43 227H41V229H42ZM61 228V227H60ZM59 228V229H60ZM78 228V229H77ZM85 228H88V226L87 227H85ZM91 228H89V229H91ZM114 228V230H112V232L111 231H109V230H111V229H113ZM12 230H14V227L12 226V228H11ZM48 229H50L49 231H48ZM57 229L58 231L57 232H59L60 233V235L61 236H59V234H58V236L56 237V235H55V233H54V235H55V237L58 239V241L57 242H59V243H56V241L54 240L55 238H53V242L52 243H55V244H53V246L54 245H56V244H58L59 245V247H58V245H57V249L58 248H60V246L61 247H63L62 246V242L64 241V236H66V234H64V231L66 232V230L64 229V228H62V229ZM88 229V230H89ZM135 229H137V228H135ZM173 229V230H174ZM11 230V231H12ZM36 230H38V229H36ZM46 230L43 232V230L41 231V230H39V231H35V232H37L38 234H40L41 232H42V236H43V233L44 234H46ZM119 230V229H118ZM127 230V231H126ZM132 230V229H131ZM131 230H130V233H133V232H131ZM142 230V229H141ZM141 230H140V232H141ZM146 230H144L145 232H146ZM10 231V230H9ZM32 231V230H31ZM41 231V232H40ZM110 232V233H108V232ZM135 231V230H134ZM14 232V233H13ZM12 233L10 232V237L12 238V234H13V237L14 238H16L17 239V237H18V239H19V235L21 234V233H19V231L18 232H15V231H13ZM21 232H22V229H21ZM24 232V231H23ZM22 232V233H23ZM28 232V231H27ZM40 232V233H39ZM49 232V233H48ZM72 232V234H73V231H70V233ZM76 231L74 230V233H75ZM85 232H87L86 230H85ZM90 232H91V230H90ZM106 232H107V235H106ZM137 232V231H136ZM150 232H152V231H149L148 232V234H150ZM25 234H26V231L24 232ZM31 233V232H30ZM29 233V234H30ZM36 233V234H37ZM52 233V234H53ZM69 232H68V235L70 234ZM82 233V232H81ZM112 233V234H111ZM114 233V234H113ZM249 234V235H246V234ZM36 234H34V235H36ZM78 234V233H77ZM82 234H84V233H82ZM92 234V233H91ZM94 234V233H93ZM117 234V233H116ZM139 233H136L133 237H131V239L132 238H135V236L136 235H138ZM148 234H146V235H148ZM179 234H180V231H179ZM2 235V234H1ZM67 235V237H69ZM71 235V234H70ZM85 235H87V234H85ZM89 235V236H88ZM87 236H84V237H90L91 238V236H90V234H88ZM120 235V234H119ZM143 235V234H142ZM185 235V236H184ZM41 236V235H40ZM81 236V235H80ZM83 236V235H82ZM106 236H108V237H106ZM128 236V233H127V235H126V237ZM129 236H130V234H129ZM139 236H141V235H139ZM139 236H137V237H139ZM149 236V235H148ZM182 236H184V238L182 237ZM43 237H45V236H43ZM99 237V238H100ZM137 237L134 239V241L132 240V243L133 242H135V241H138V240H136L137 239ZM143 237H146L145 235H143ZM9 238V236L7 235V238H6V243L7 244H10V239H8ZM25 239H26V237H24ZM24 238H21V239H24ZM36 238V237H35ZM79 238V237H78ZM86 238H84V239H86ZM90 238H88V241H86L85 243L86 244H88V246H86L85 244H84V242L82 241V246L84 247L85 246V248L87 249V252H88V247H89V250L94 246V243L93 242H95V240H98L97 238L93 241V242H91L89 239ZM141 238H142V236H141ZM147 238V237H146ZM179 238H183V241L181 240V239H179ZM25 239L24 240H22L23 242H26L25 241ZM29 239V238H28ZM28 239H26V240H28ZM61 239V240H60ZM73 239H75V238H73ZM77 239V238H76ZM131 239H129V241L128 242H130L131 241ZM140 239V238H139ZM147 239H149V238H147ZM146 239V240H147ZM179 239V240H178ZM1 241H0V243L2 242H4V239H3V241H2V239H0ZM15 240V239H14ZM13 240V241H14ZM35 240V239H34ZM37 240V239H36ZM46 240V239H45ZM100 240V239H99ZM98 240V241H99ZM142 240H144V239H142ZM177 240L180 242H177ZM181 240V241H180ZM12 241V242H13ZM21 241V242H22ZM40 241V240H39ZM55 241V242H54ZM60 241H62V242H60ZM68 241V240H67ZM69 241H70V238H69ZM68 241V242H69ZM75 241V240H74ZM140 241V240H139ZM138 241V242H139ZM145 241V240H144ZM148 241V240H147ZM147 241H146V243H147ZM21 242H19L20 244H22ZM32 242V241H31ZM48 242H49V245H47V247L50 249H48L49 251L47 252L48 254H46L45 256H44V258L43 259H41L40 261H39V259H38V257L36 258V256L38 255V253H37V251H39L41 248L39 247V244H37V246L40 248V249H38V250H35V252H36V256L34 255L35 254V252H34V254H33V256H35V257H33V258H35V259H33V261L34 262H36L37 261V264H42L43 262H46V261H48L49 259H50V257L51 256H53V255H55V254H57L58 253V251L59 250H57V249H55V250H52V248H51V246H52V243H50V241L48 240ZM71 242H73L72 241V239H71ZM70 242V243H71ZM97 242V241H96ZM95 242V243H96ZM127 242V243H128ZM138 242H137V244H135L136 246L138 245ZM154 242V243H155ZM176 242H177V244H176ZM213 242V243H212ZM17 243V242H16ZM16 243H14V244H16ZM40 243V242H39ZM44 243H46L45 241H44ZM44 243H41V244H44ZM64 243V242H63ZM132 243H130V244H132ZM144 243V242H143ZM153 243V244H154ZM179 243V244H178ZM5 245V247L6 246H8V245ZM12 244V243H11ZM13 244V245H14ZM26 244V243H25ZM41 244H40V246H41ZM48 244V243H47ZM133 244V245H134ZM152 244V245H153ZM157 244V242L154 244V246ZM173 244L174 245H179L180 247L178 248L177 247V249L179 250V251H176L177 253H174V252H172V248H171V246H173ZM217 245V246H220V248L218 249V250H220V249H222L223 248V250L225 249V251L223 252V250H222V252L224 253V254H221L220 255V259L218 258V260L216 259L217 257H219V256H215L217 253H222L221 251L220 252H216V254L215 255H212V256H214L215 258H210V257H212V256H210L211 255V253L214 251V247H215V245ZM13 245H11V249L13 250L14 248H13ZM19 245V244H18ZM29 245V244H28ZM71 245H73V244H71ZM125 246H126V243L124 244ZM132 245V246H133ZM144 245H145V243H144ZM143 244H141V247H143L144 246ZM21 247H22V245H20ZM31 246H33V245H31ZM90 246H91V248H90ZM96 246H97V244H96ZM95 246V247H96ZM102 246V247H103ZM128 250H129V243H128ZM214 246V247H213ZM5 247H3V250L4 249H6ZM25 248H26V246H24ZM33 247H36V244L33 246ZM55 247V246H54ZM65 247V246H64ZM69 247V246H68ZM67 247V248H68ZM99 247V246H98ZM123 247V246H122ZM121 247V251H119V253L118 252H116V253H113V254H111V255H113L114 256V254L115 255H117V256H114L117 260H116V262H110L109 261V263L111 264H132L133 263V259H132V256L134 255V252H136L135 250V246H133V247H135L134 249V251H132L133 252V254H131V255H125L124 254V252H125V249H127V247H125V249H124V247L122 248ZM138 247V246H137ZM140 247V246H139ZM150 247V246H149ZM176 247V246H175ZM0 248H1V245H0ZM9 248V247H8ZM7 248V249H8ZM23 248V247H22ZM22 248H20V250L22 251ZM32 248V247H31ZM73 248V247H72ZM77 248V247H76ZM10 249V248H9ZM10 249V250H11ZM16 249H17V246H16V248L14 249L15 251H16ZM29 249H30V247H29ZM29 249H25L26 250V252L27 253H29L27 250H29ZM33 249V248H32ZM44 249V248H43ZM54 249V248H53ZM62 249V248H61ZM70 249V248H69ZM75 249V248H74ZM81 249H82V247H81ZM98 249V248H97ZM100 249H102L101 247H100ZM99 249V250H100ZM133 248H131V250H132ZM139 249V248H138ZM137 249V250H138ZM172 249V250H171ZM24 250V249H23ZM85 250V249H84ZM83 250V251H84ZM92 250V249H91ZM94 250H95V248H94ZM93 250V251H94ZM128 250H126V251H128ZM181 250V251H180ZM7 251V250H6ZM5 251V252H6ZM9 251V250H8ZM42 251V250H41ZM41 251H39V255L41 254V255H44V254H42V252ZM44 251H47V250H44ZM68 251H70V250H68ZM78 252H75L74 253V256L76 255V253H79L80 252V254H81V250H77ZM82 251V252H83ZM93 251H90V255H87L88 257H87V259L86 260H84L85 261V264H101L102 263V260L101 259H99V257L100 256H102L103 254H98V258L96 257L95 259H93L92 257H90L91 255L93 256V254H94V252ZM124 251V252H123ZM159 251V252H158ZM217 251V250H216ZM227 251V252H226ZM10 252V251H9ZM20 252V251H19ZM23 252V251H22ZM25 252V253H26ZM59 252H61V250L59 251ZM71 252H73V251H71ZM85 252H86V250H85ZM85 252H83L82 253V256L85 254ZM93 254H92V253ZM101 252H103V251H101ZM129 252V251H128ZM131 251H130V253H132ZM156 252H158V253H156ZM7 253V252H6ZM5 253V254H6ZM26 253V254H27ZM107 253H105V256H106V254ZM121 253V255H119L118 256V254H120ZM122 253L124 254V255H122ZM129 253V254H130ZM227 253V254H226ZM4 254V253H3ZM2 254V255H3ZM4 254V255H5ZM23 253H19V255H22ZM67 254H70V252L69 253H67ZM226 254V255H225ZM8 255V254H7ZM6 255V256H7ZM13 255V254H12ZM18 255V256H19ZM63 255V254H62ZM72 256H73V254H71ZM86 255V254H85ZM84 255V256H85ZM111 255H110V257H111ZM183 255V254H182ZM217 255H219V254H217ZM225 255V256H224ZM10 256H11V254H10ZM58 255H56L55 257H57ZM78 256H79V259L80 258H82V256L80 257V255L78 254ZM83 256V257H84ZM97 256V255H96ZM112 256V257H113ZM179 256H181V254H179ZM184 256H186V254H184ZM210 256V257H209ZM224 256V257H223ZM24 257V256H23ZM22 256H21V258H23ZM41 257V256H40ZM63 257H64V255H63ZM94 257V256H93ZM109 256L106 258L107 260L108 259H111ZM118 257V258H117ZM207 257H209L208 259H207ZM20 258V257H19ZM52 258V257H51ZM68 258V257H67ZM70 258V257H69ZM72 258V257H71ZM103 258V257H102ZM115 258L113 259H111V260H115ZM192 258L190 259V260H192ZM5 259V261H4V263L7 261V257L6 258H4ZM9 259V258H8ZM85 259V258H84ZM105 259V262H108L107 260ZM184 259V258H183ZM211 259H213L212 261H211ZM214 259H216V260H214ZM1 260V259H0ZM69 260V259H68ZM77 260V259H76ZM207 260V261H206ZM9 261V260H8ZM10 261H12V260H10ZM16 261V260H15ZM20 261H21V259H20ZM39 261V262H38ZM52 261V260H51ZM57 261V260H56ZM59 261V260H58ZM72 261H74V260H72ZM80 261H81V259H80ZM147 261V260H146ZM189 260H187V264H190L191 263V261H189ZM194 261V260H193ZM192 261V262H193ZM203 261L205 262V263H203ZM13 262V261H12ZM18 262V261H17ZM34 262H32V264L34 263ZM178 262V261H177ZM177 262L175 261L174 263L175 264H177ZM3 263V262H2ZM9 263V262H8ZM19 263V262H18ZM18 263H16V264H18ZM21 263V262H20ZM19 263V264H20ZM27 263V262H26ZM47 263V262H46ZM56 264H57V262H55ZM63 263V262H62ZM61 263V264H62ZM64 263H65V260H64ZM70 263V262H69ZM68 263V264H69ZM81 263H83V261H81ZM80 263V264H81ZM108 263V264H109ZM145 263V262H144ZM173 263V261H172V263L171 264H174ZM179 263V262H178ZM195 263V262H194ZM194 263H191V264H194ZM23 264V263H22ZM35 264V263H34ZM67 264V263H66ZM72 264V263H71ZM76 264H77V262H76ZM104 264H107V263H104ZM146 264V263H145ZM165 264V263H164Z\"/></svg>", "mask_w": 264, "mask_h": 264}]
</instances>
